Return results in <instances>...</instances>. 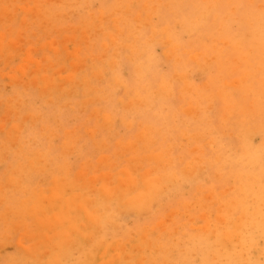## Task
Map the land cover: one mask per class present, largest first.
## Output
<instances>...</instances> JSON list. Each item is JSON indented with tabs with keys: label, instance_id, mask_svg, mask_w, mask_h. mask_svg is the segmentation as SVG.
I'll use <instances>...</instances> for the list:
<instances>
[{
	"label": "rangeland",
	"instance_id": "1",
	"mask_svg": "<svg viewBox=\"0 0 264 264\" xmlns=\"http://www.w3.org/2000/svg\"><path fill=\"white\" fill-rule=\"evenodd\" d=\"M105 1L107 0H0V31H1L0 32V76H1L0 77V127H2L3 125V128H4V129L0 128V132H1L0 133V144H1L0 145V154H1L0 162L2 161L1 158L4 159V161H6V162L3 161L0 163V186H1L0 187V191H1L0 197L1 198L3 197L2 201L0 198V204H1L0 205V246H1L0 247V253H1L0 254V264H7V263L10 264L11 262H12L11 264H18V263L19 264H30V263L38 264L39 263L38 261H40L41 264H87V263L88 264H104L105 262H106L105 264L107 263L109 264H127V263H130V264H135V263L136 264H150V263L151 264H183V261H185L184 264H216V263L217 264H245V263L246 264H264V221H262L264 220V144H263L264 143V132H263L264 131V122H263L264 121V0H158V1L157 0H129V1L128 0H108L107 1L108 3ZM105 3L108 5H106ZM258 4H261V6H258ZM38 5L41 7L39 8ZM116 5L118 6L117 7L118 9L116 8ZM130 5L132 8H130ZM133 6H135V8ZM153 6L154 8H152ZM26 7L28 9H26ZM109 7L111 8V10H109V13H108ZM119 8H122V9H119ZM37 9L38 11L36 12ZM56 10H58L59 12ZM23 13L25 14V16ZM144 13H146L147 15ZM17 17H19V19ZM91 17L97 18V19H92ZM112 18L113 19L115 18L114 24L112 23L113 22ZM97 21H100V22L98 23ZM87 23H89L90 28ZM92 24L94 25V27L92 26ZM64 25L65 27L67 26V28H65ZM68 27L70 29V32L68 30ZM114 28L115 29L117 28L116 29L117 31H115ZM77 29H79L78 30L79 32L77 31ZM101 30L102 31L104 30L105 32L103 31L104 32L103 33ZM66 31L67 33H65ZM160 31H163V32H160ZM173 32H175V35ZM82 33L84 34L83 36H82ZM75 35H77V37ZM164 35H166V37ZM113 37H116V39ZM171 40L173 43L171 42ZM71 41H73L74 43ZM121 41H123V43ZM54 42L56 44H54ZM13 43H15L16 45ZM58 43L60 44L58 45ZM61 44H63V46ZM72 47L76 50H74ZM110 48H112L113 51ZM80 49H83V50L80 51ZM29 50L31 51L29 52ZM51 51L54 52L53 53L54 55L52 54ZM192 51L194 54L192 53ZM191 55L192 56L194 55L193 57L195 59H192L193 57ZM56 58H58L59 60ZM180 58H182L183 61ZM63 60H64V63H60V61L62 62ZM185 61L186 62L188 61V62L186 63ZM85 64L87 66L86 69L84 67ZM64 65L66 68L64 67ZM57 68H59L60 70L58 69L57 71ZM67 68L68 69L70 68L69 69L70 71H68ZM72 72L75 74H73ZM51 73L52 74L55 73V74L51 76ZM20 74H22V76ZM82 74L84 76H82ZM80 75L82 76V79ZM176 75L180 77H178L177 79ZM66 76H68L69 79ZM35 77L36 79H33ZM50 77L51 79H49ZM74 77L77 80L72 79ZM113 78L115 81H113ZM56 80H58L59 82L58 81L55 82ZM91 80H93V82ZM32 82L34 84H32ZM88 82L90 86L89 85L87 86ZM90 83H93V84H90ZM161 83L165 85L161 86ZM73 85H75V87ZM70 87H72V89ZM69 90H71V92ZM254 91L257 92L255 93V95H253ZM91 92L94 94H90ZM97 92L98 93L100 92L101 94H98ZM63 93L68 95V97L64 95ZM129 93L131 95H129ZM35 96L38 99H36ZM94 96L97 99L98 98L99 99L97 100ZM153 96H156V98L155 97L152 98ZM184 96L185 98H183ZM52 97L54 98L51 100ZM64 97H67V98H64ZM158 97L159 98L161 97V98L159 99ZM68 98L70 101H68ZM6 99H7V103H5ZM127 99L129 101L131 100L130 101L131 104L129 103V101H126ZM54 100L59 105H57ZM119 100L122 102H118ZM76 101L79 106H77V104L74 105ZM93 104L95 105L92 106ZM119 104H122V106ZM232 105L233 106L235 105V107H233ZM247 106L248 108H246ZM112 107L114 108L112 109ZM177 107L179 108L181 107V108L179 109ZM91 108H92V111H91ZM231 108L236 109V110H232ZM258 108H261V109L259 110ZM136 109L138 110L136 111ZM181 109H183V111ZM211 109H213V111ZM254 109H257V110H254ZM29 110L31 111V114ZM69 110L71 111V113ZM219 110L221 111L219 112ZM59 112L60 114H57ZM112 112H113V115H115V117L110 115L112 114ZM194 112L196 115L194 114ZM127 113L129 114V116ZM80 114H83V115L80 116ZM23 115L25 117L27 115V118H25ZM207 115H209V117ZM22 116L24 119L22 118ZM42 116H43V119H42ZM57 117H58V121H57ZM101 117L104 119H102ZM193 117L195 120L193 119ZM45 118H48V119H45ZM122 118L124 119V121H120V119ZM54 119L56 120L54 121ZM75 119H78V120H75ZM95 119L98 120L97 121L98 124L95 122L96 121ZM104 120L105 122L109 124L106 123L105 125ZM83 122H85L86 124ZM102 122L104 123V125ZM207 122L208 124H206ZM238 122L240 125H238ZM10 123L12 125H10ZM55 123L58 124V126ZM33 125L35 127H32ZM82 125H85V126L82 127ZM47 126L49 127L47 128ZM52 127L55 130L52 129ZM101 127H102V131H101ZM157 127H159V129ZM96 128H99V129H96ZM28 129H29V132H28ZM105 129L106 130L108 129L107 132ZM150 129L152 130V132L150 131ZM186 129L189 130V132ZM223 129H224V133L222 132ZM73 130L75 131V133ZM68 131L71 134L67 133ZM145 131L147 135L142 134L143 132L145 133ZM18 132L21 133L22 135H20ZM87 132L89 135L87 134ZM53 133L57 135V137ZM101 133L102 134L104 133V134L102 135ZM110 133H112V135ZM114 133H117L115 134L116 135L115 138L113 135ZM238 133H240V135ZM8 134L9 136H7ZM230 134H232V136H230ZM242 134H243V137H242ZM45 135H47V139ZM66 135H69L70 138ZM70 135L73 137H71ZM238 136L240 137V139ZM12 137L14 140H12ZM33 137L34 139H32ZM48 137H50V139ZM64 137L65 138L68 137V139H65ZM101 137H105V139L103 138L105 142L101 140L102 139ZM15 138L18 141L15 140ZM79 138H83V139H79ZM92 138L94 139V142ZM129 138L131 139V141ZM70 139L71 141H73L72 143L71 141L69 142ZM77 139H79V141ZM117 139L118 140L120 139V141H118ZM100 140L103 145L101 144ZM14 141L17 142L19 145L16 144ZM23 141L25 142L23 143ZM116 141L120 143L121 147L119 143H117ZM148 141L149 142L153 141L154 144L149 143ZM208 141H211V143ZM4 142H6V144ZM50 142H52V144ZM115 142L118 145H116ZM70 143H71V146H69ZM73 143L75 144V147ZM94 143H96L95 149L93 147L95 146ZM113 144H115V146H113ZM137 144H140V145H137ZM59 145L61 146L59 147ZM99 145H100V148H98ZM125 145H127V147H125ZM134 146H136V148ZM1 147L3 148L2 151H1ZM71 148L73 150H71ZM13 149L15 150L17 149L19 154L16 153L17 151ZM23 151H24V154H23ZM68 151L70 152L72 151V152L70 153ZM117 151L118 152L120 151V152L118 153ZM213 151H215V153ZM3 152H6V153L4 154ZM116 152L117 154H115ZM67 153H69V155ZM112 153H114L115 155ZM120 153L122 155H120ZM35 154L39 158H37ZM40 154L42 155V157ZM194 154H195V157H194ZM180 156L181 158H179ZM125 158H129V160L131 159L130 162L128 159H125ZM193 158H195V161ZM113 159H116V161ZM199 159L201 160L198 161ZM34 160L36 161V163ZM120 160H122L123 162ZM88 161L90 163V166L88 165L89 164ZM116 162H117V165L115 164ZM168 163L171 165L169 166ZM34 164H36V166ZM111 164L113 166H111ZM102 165L104 166L103 168L100 167ZM138 165H140L141 167ZM193 165L194 167H192ZM200 165L204 166V168L202 166L200 167ZM23 166L25 167V169ZM187 166L189 169H187ZM15 167H17L19 170H17ZM84 167H85V170L83 171L82 169ZM14 168H15V172L14 170H12ZM41 168H43V170ZM164 168L167 170H164ZM200 168H202L203 170ZM32 169L34 171L31 172ZM96 169L98 170V172L97 171L93 172ZM132 169L134 171H132ZM194 169L196 172L194 171ZM190 170H192V172ZM127 171H129V173L131 172L130 173L131 175ZM193 171L195 172V174L193 173ZM11 172L13 174L15 173L14 174L15 179ZM21 172L22 174H24V176L21 174ZM76 174L77 176H80V175L81 176L78 178L77 176H75ZM110 174H112L113 176H111ZM199 174H202V175H199ZM25 175H27L28 177H26ZM73 176L75 178V181H72L74 180ZM16 177L19 181L16 179ZM218 177L220 178V180ZM80 178H83V179H80ZM235 178H237L236 181H234ZM254 178L257 180L254 181ZM10 179L11 180L14 179L12 181V184L6 183L7 181L11 183ZM54 180L56 182H54ZM88 180H90L91 182ZM165 180H167L168 182ZM16 182L18 183L15 185ZM146 182H148L149 184ZM1 183L2 184L4 183L5 185L4 184L2 185ZM127 183L130 186H128ZM75 184L76 186H74ZM131 184H133L134 186ZM6 185L7 186L9 185V187H7ZM17 185L19 186L17 187ZM80 185L82 187H79ZM56 187H58V189H56ZM3 189H5V191ZM92 189H93V192H92ZM159 190L163 192L161 193ZM240 190H243L244 192ZM120 191H122L124 194L120 193ZM220 191L225 192V193H221ZM35 194L36 196L34 197ZM55 194L57 196L56 199H55ZM180 194H182L183 196ZM120 196H123V198ZM36 197H38V199ZM207 198L209 200L205 201V199ZM210 198H212L213 201H211L212 199ZM59 201H60V204H59ZM92 201H94V203ZM132 201L133 202L135 201V202L133 203ZM218 201L220 202V204ZM230 201L232 202V204ZM151 202L154 203L152 206H151L152 204ZM196 202L197 203L199 202V203L196 204ZM233 202L235 205H233ZM88 203L91 207L92 206L93 207L92 208L89 207L87 205ZM135 203H137L138 205H135ZM139 203H140V207H139ZM201 203L203 206L201 205ZM206 203H208V205ZM226 203H227V206H226ZM22 204H24L23 206L27 207L26 211H24L25 207H23ZM52 205L54 206V209ZM204 205L207 207V209ZM260 205H263V206H260ZM56 206L57 208H55ZM107 207H108V210H107ZM88 209L91 212H89ZM228 209H230V211ZM142 210H143V214H142ZM206 210L208 213L206 212ZM33 211H36V214L37 213L38 214L36 215L35 212L33 213ZM221 211L223 212L221 213ZM137 212H138V216H135L137 215ZM105 213H108V214H105ZM241 213H244V214L242 215ZM30 214H32V216ZM86 214L88 215V219H87ZM169 214H171L172 218ZM208 214L211 217H209ZM217 214L218 215L220 214V215L218 216ZM124 215L127 217H124ZM199 215H202V216H199ZM2 216L3 218L6 217V219H1ZM165 216H167L168 218L165 219ZM195 216L196 218H194ZM241 216H243L242 219H241ZM204 217L205 219L208 218L210 220L207 219L205 223ZM219 217H222V218H219ZM20 218H21V221H20ZM170 218L172 219V221H170ZM213 218L217 220H214ZM232 218H235V219L231 220ZM69 219L72 220V222ZM120 219L121 221L119 222L118 220ZM164 220H166V222ZM16 221L17 222L19 221V222L17 223ZM79 221L80 222L82 221V222L79 223ZM221 221L224 224L221 223ZM230 221L232 222L230 223ZM96 222L97 224H95ZM111 222H114V223H111ZM14 223H16V225ZM115 225L118 226L120 229L118 227L116 229ZM162 225L163 226L167 225V226L165 228ZM204 225H207V226L204 227ZM201 226L204 228H201ZM91 227L93 228L91 229ZM12 228L15 232L12 230ZM84 228H86V230ZM26 230H29V231L27 232ZM36 230L38 231V233ZM160 230H161V233H160ZM162 230L164 231L162 232ZM68 231L70 233H68ZM107 231L110 233H108ZM211 231L213 232L212 233L213 235L211 233L210 234L208 233ZM72 232L73 234H71ZM94 232H96L97 234L96 233L94 234ZM143 232L145 233L144 235H143ZM196 232H199V233H196ZM223 232H225L226 234ZM19 234H21V236H19ZM89 234L91 237L89 236ZM91 234L92 235L94 234V235L92 236ZM218 234H220L219 236L221 238L218 236ZM228 234L230 237L227 236ZM210 235H212L213 237H211ZM140 236H141L142 242L140 241ZM156 236H158V238ZM241 236H244V237L240 239ZM8 237H10L11 239ZM89 237L91 238L90 239L91 241H89ZM56 238H58L59 240ZM136 238L137 240L135 241ZM213 238L214 240H212ZM37 239L38 240L40 239V240L38 241ZM67 240H69L70 243L72 244H70L69 242L67 243ZM2 241H5V242H2ZM6 241L7 243L9 242L11 245L9 243L7 245ZM88 241L90 244L88 243ZM84 243L85 244L87 243V245L85 246ZM22 244L24 248L23 246L21 247ZM48 244L49 245L52 244L50 245L51 247H49ZM134 244L137 247H134ZM154 244L157 245L158 247L157 246L155 247ZM17 245L20 246L19 248H21L24 251L19 249ZM71 245H73V247ZM244 246L245 248H243ZM61 247L64 249L61 250L62 249ZM17 249L19 252H16ZM35 249H36V252H33L34 253L33 254L32 251H35ZM64 250L66 254L63 253ZM67 251L69 253H67ZM117 251L119 252V254ZM155 251H158V252H155ZM220 251L222 254L220 253ZM129 252L131 254H129ZM187 253L189 256L187 255ZM23 255L24 257H22ZM27 255L29 256L27 257ZM141 255L143 256L144 259L141 258L142 257ZM60 256L61 258H64V259H61ZM136 257H138L139 259ZM120 259H122L121 260L122 262L120 261ZM134 259H136L137 261Z\"/></svg>",
	"mask_w": 264,
	"mask_h": 264
},
{
	"label": "bare ground",
	"instance_id": "2",
	"mask_svg": "<svg viewBox=\"0 0 264 264\" xmlns=\"http://www.w3.org/2000/svg\"><path fill=\"white\" fill-rule=\"evenodd\" d=\"M107 1H108V0H107ZM107 1H105V2H107ZM128 1H129V0H128ZM157 1H158V0H157ZM7 2H8V1H7ZM58 2H59V1H58ZM95 2H96V1H95ZM95 2H94V3H95ZM97 2H98V1H97ZM115 2H116V1H115ZM120 2H121V1H120ZM126 2H127V1H126ZM141 2H142V1H141ZM154 2H155V1H154ZM262 2H263V1H262ZM26 3H27V2H26ZM33 3H34V2H33ZM40 3H41V2H40ZM61 3H62V2H61ZM63 3H64V2H63ZM107 3H108V2H107ZM109 3H110V2H109ZM155 3H156V2H155ZM155 3H154V4H155ZM35 4H36V3H35ZM65 4H66V3H65ZM105 4H106V3H105ZM105 4H104V5H105ZM111 4H112V3H111ZM113 4H114V3H113ZM134 4H135V3H134ZM154 4H153V5H154ZM7 5H8V4H7ZM24 5H26V4H24ZM24 5H23V6H24ZM93 5H94V4H93ZM95 5H96V4H95ZM106 5H108V4H106ZM124 5H125V3H124ZM141 5H142V4H141ZM231 5H232V4H231ZM38 6H39V5H38ZM119 6H120V5H119ZM138 6H140V5H138ZM138 6H137V7H138ZM213 6H214V5H213ZM216 6H217V5H216ZM258 6H261V4H258ZM27 7H28V6H27ZM27 7H26V9H28ZM40 7H41V6H39V8H40ZM117 7H118V6L116 5V8H117ZM124 7H125V6H124ZM133 7L135 8V6H133ZM143 7H144V6H143ZM249 7H250V6H249ZM14 8H15V7H14ZM20 8H21V7H20ZM34 8H35V7H34ZM109 8H110V7H109ZM109 8H108V13H109V10H111V8H110V9H109ZM130 8H132L131 5H130ZM152 8H154V6H153ZM196 8H197V7H196ZM15 9H16V8H15ZM29 9H30V8H29ZM31 9H32V8H31ZM117 9H118V8H117ZM119 9H122V8H119ZM139 9H140V8H139ZM145 9H146V8H145ZM207 9H208V8H207ZM225 9H226V8H225ZM225 9H224V10H225ZM239 9H240V8H239ZM32 10H33V9H32ZM104 10H105V8H104ZM113 10H114V9H113ZM130 10H131V9H130ZM134 10H135V9H134ZM201 10H202V9H201ZM203 10H204V9H203ZM237 10H238V9H237ZM15 11H16V10H15ZM21 11H22V10H21ZM26 11H27V10H26ZM26 11H25V12H26ZM33 11H34V10H33ZM37 11H38V9L36 10V12H37ZM56 11H58V10H56ZM87 11H88V10H87ZM115 11H116V10H115ZM123 11H124V10H123ZM150 11H151V10H150ZM150 11H149V12H150ZM155 11H156V10H155ZM216 11H217V10H216ZM58 12H59V11H58ZM89 12H91V11H89ZM119 12H120V11H119ZM184 12H186V11H184ZM189 12H191V11H189ZM197 12H198V11H197ZM31 13H32V12H31ZM53 13H54V12H53ZM96 13H97V11H96ZM99 13H100V12H99ZM116 13H117V12H116ZM121 13H122V12H121ZM121 13H120V14H121ZM136 13H137V12H136ZM141 13H142V12H141ZM146 13H147V12H146ZM146 13H144V14H146ZM23 14H24V13H23ZM129 14H130V13H129ZM133 14H134V13H133ZM137 14H138V13H137ZM188 14H190V13H188ZM215 14H216V13H215ZM244 14H245V13H244ZM135 15H136V14H135ZM139 15H140V14H139ZM146 15H147V14H146ZM146 15H145V16H146ZM186 15H187V14H186ZM246 15H247V14H246ZM7 16H8V15H7ZM24 16H25V14H24ZM28 16H29V15H28ZM34 16H35V15H34ZM62 16H63V15H62ZM105 16H106V15H105ZM124 16H125V15H124ZM131 16H132V15H131ZM184 16H185V15H184ZM243 16H244V15H243ZM3 17H4V16H3ZM22 17H23V16H22ZM32 17H33V16H32ZM63 17H64V16H63ZM116 17H117V16H116ZM191 17H192V16H191ZM191 17H190V19H191ZM203 17H204V16H203ZM223 17H224V16H223ZM259 17H260V16H259ZM17 18L19 19V17H17ZM60 18H61V16H60ZM91 18H92V19H97V18H93V17H91ZM124 18H125V17H124ZM124 18H123V19H124ZM142 18H143V17H142ZM112 19H113V18H112ZM114 19H115V18H114ZM114 19H113V22H112L113 24H114ZM121 19H122V17H121ZM132 19H133V18H132ZM144 19H145V18H144ZM182 19H183V18H182ZM204 19H205V18H204ZM20 20H21V19H20ZM88 20H90V19H88ZM125 20H126V19H125ZM259 20H260V19H259ZM45 21H46V20H45ZM81 21H82V20H81ZM84 21H85V20H84ZM92 21H93V20H92ZM105 21H106V20H105ZM108 21H109V20H108ZM126 21H127V20H126ZM133 21H134V20H133ZM166 21H167V20H166ZM190 21H192V20H190ZM17 22H18V20H17ZM66 22H67V21H66ZM66 22H65V23H66ZM79 22H80V20H79ZM97 22L99 23L100 21H97ZM121 22H122V21H121ZM124 22H125V21H124ZM127 22H128V21H127ZM184 22H185V20H184ZM219 22H220V21H219ZM65 23H64V24H65ZM89 23H90V22H89ZM89 23H87V24H88V26H89V28H90ZM93 23H94V22H93ZM112 23H111V24H112ZM134 23H135V22H134ZM198 23H199V22H198ZM198 23H197V24H198ZM212 23H213V22H212ZM215 23H216V22H215ZM220 23H221V22H220ZM260 23H261V22H260ZM20 24H21V23H20ZM96 24H97V23H96ZM126 24H127V23H126ZM126 24H124V25H126ZM130 24H131V23H130ZM130 24H129V25H130ZM164 24H165V23H164ZM166 24H167V22H166ZM168 24H169V23H168ZM170 24H171V22H170ZM204 24H205V23H204ZM218 24H219V23H218ZM224 24H225V23H224ZM262 24H263V23H262ZM46 25H47V24H46ZM119 25H120V24H119ZM198 25H199V24H198ZM216 25H217V24H216ZM47 26H48V25H47ZM85 26H86V25H85ZM92 26L94 27L93 24H92ZM102 26H103V25H102ZM260 26H261V25H260ZM260 26H259V27H260ZM44 27H45V26H44ZM64 27H65V25H64ZM96 27H97V26H96ZM130 27H131V26H130ZM257 27H258V25H257ZM53 28H54V27H53ZM65 28H67V26H66ZM71 28H73V27H71ZM107 28H108V27H107ZM202 28H203V27H202ZM250 28H251V27H250ZM56 29H57V28H56ZM60 29H61V28H60ZM60 29H59V30H60ZM79 29H80V28H79ZM79 29H77V31H78ZM95 29H96V28H95ZM114 29H115V28H114ZM116 29H117V28H116ZM116 29H115V31H117ZM128 29H129V28H128ZM133 29H134V28H133ZM160 29H161V28H160ZM194 29H195V28H194ZM194 29H193V30H194ZM248 29H249V28H248ZM54 30H55V29H54ZM59 30H58V31H59ZM65 30H66V29H65ZM68 30H69V32H70L69 27H68ZM123 30H124V29H123ZM131 30H132V29H131ZM134 30H135V29H134ZM140 30H141V29H140ZM44 31H45V29H44ZM85 31H86V30H85ZM101 31H102V30H101ZM103 31H104V30H103ZM103 31H102V32H103ZM110 31H111V30H110ZM190 31H191V30H190ZM249 31H250V30H249ZM0 32H1V31H0ZM56 32H57V31H56ZM62 32H64V31H62ZM74 32H75V31H74ZM78 32H79V31H78ZM78 32H77V33H78ZM99 32H100V31H99ZM104 32H105V31H104ZM104 32H103V33H104ZM134 32H135V31H134ZM140 32H141V31H140ZM160 32H163V31H160ZM216 32H217V31H216ZM54 33H55V32H54ZM59 33H61V32H59ZM65 33H67V31H66ZM72 33H73V32H72ZM72 33H71V34H72ZM90 33H91V31H90ZM96 33H97V32H96ZM111 33H112V32H111ZM113 33H115V32H113ZM173 33H174V35H175V32H173ZM188 33H189V32H188ZM188 33H186V34H188ZM190 33H191V32H190ZM63 34H64V33H63ZM69 34H70V33H69ZM73 34H74V33H73ZM80 34H81V33H80ZM97 34H98V33H97ZM124 34H125V33H124ZM150 34H151V33H150ZM255 34H256V33H255ZM52 35H53V34H52ZM59 35H60V34H59ZM59 35H58V37H59ZM83 35H84V34L82 33V36H83ZM86 35H87V34H86ZM89 35H91V34H89ZM103 35H105V34H103ZM106 35H107V33H106ZM75 36L77 37V35H75ZM148 36H149V35H148ZM148 36H147V37H148ZM164 36L166 37V35H164ZM180 36H181V35H180ZM184 36H185V35H184ZM53 37H54V36H53ZM68 37H69V36H68ZM73 37H74V35H73ZM100 37H101V36H100ZM120 37H121V36H120ZM159 37H160V36H159ZM159 37H158V38H159ZM175 37H176V36H175ZM51 38H52V37H51ZM65 38H66V36H65ZM71 38H72V37H71ZM90 38H91V37H90ZM113 38L116 39V37H113ZM113 38H112V39H113ZM121 38H122V37H121ZM123 38H124V37H123ZM171 38H172V37H171ZM171 38H170V39H171ZM49 39H50V38H49ZM49 39H48V40H49ZM61 39H62V38H61ZM87 39H88V38H87ZM101 39H102V38H101ZM107 39H108V38H107ZM117 39H118V38H117ZM130 39H131V37H130ZM145 39H146V38H145ZM172 39H173V38H172ZM38 40H39V39H38ZM64 40H66V39H64ZM70 40H71V39H70ZM80 40H81V39H80ZM109 40H110V39H109ZM118 40H119V39H118ZM176 40H177V39H176ZM35 41H36V40H35ZM73 41H74V39H73ZM73 41H71V42H73ZM82 41H83V40H82ZM82 41H80V42H82ZM110 41H111V40H110ZM113 41H114V40H113ZM125 41H126V39H125ZM138 41H139V40H138ZM164 41H165V40H164ZM164 41H163V42H164ZM6 42H7V41H6ZM40 42H41V41H40ZM66 42H68V41H66ZM100 42H101V41H100ZM121 42L123 43V41H121ZM140 42H141V41H140ZM171 42H172V40H171ZM31 43H32V42H31ZM44 43H45V42H44ZM44 43H43V44H44ZM73 43H74V42H73ZM101 43H102V42H101ZM104 43H105V42H104ZM104 43H103V44H104ZM125 43H126V42H125ZM128 43H129V42H128ZM172 43H173V42H172ZM179 43H180V42H179ZM13 44H15V43H13ZM36 44H37V43H36ZM36 44H35V45H36ZM54 44H56V43L54 42ZM59 44H60V43H58V45H59ZM85 44H86V43H85ZM88 44H89V42H88ZM97 44H98V43H97ZM97 44H96V45H97ZM117 44H118V43H117ZM169 44H171V43H169ZM258 44H259V43H258ZM258 44H257V45H258ZM11 45H12V44H11ZM15 45H16V44H15ZM61 45L63 46V44H61ZM76 45H77V43H76ZM76 45H74V46H76ZM79 45H81V44H79ZM82 45H83V44H82ZM96 45H95V46H96ZM118 45H119V44H118ZM125 45H126V44H125ZM173 45H174V44H173ZM225 45H226V44H225ZM39 46H40V44H39ZM62 46H61V48H62ZM68 46H69V45H68ZM70 46H71V45H70ZM109 46H110V45H109ZM159 46H160V45H159ZM230 46H231V45H230ZM34 47H35V46H34ZM42 47H43V45H42ZM57 47H58V46H57ZM65 47H66V46H65ZM65 47H64V48H65ZM78 47H79V46H78ZM84 47H85V46H84ZM99 47H100V46H99ZM123 47H124V46H123ZM123 47H122V48H123ZM149 47H150V46H149ZM172 47H173V46H172ZM175 47H176V46H175ZM181 47H182V45H181ZM181 47H180V48H181ZM72 48H73V47H72ZM151 48H152V47H151ZM155 48H157V47H155ZM159 48H160V47H159ZM165 48H166V47H165ZM167 48H168V47H167ZM214 48H215V47H214ZM226 48H227V47H226ZM228 48H229V47H228ZM46 49H47V48H46ZM73 49H74V48H73ZM110 49L112 50V48H110ZM171 49H172V48H171ZM173 49H174V48H173ZM58 50H59V49H58ZM74 50H76V49H74ZM82 50H83V49H80V51H82ZM105 50H106V49H105ZM105 50H104V51H105ZM164 50H165V49H164ZM174 50H175V49H174ZM185 50H186V49H185ZM185 50H184V51H185ZM232 50H233V49H232ZM247 50H248V49H247ZM30 51H31V50H29V52H30ZM49 51H50V49H49ZM62 51H63V50H62ZM84 51H85V50H84ZM104 51H103V52H104ZM112 51H113V50H112ZM124 51H125V50H124ZM148 51H149V50H148ZM156 51H157V50H156ZM182 51H183V50H182ZM188 51H189V50H188ZM190 51H191V50H190ZM235 51H236V50H235ZM45 52H46V51H45ZM51 52H52V51H51ZM73 52H74V51H73ZM122 52H123V51H122ZM122 52H121V53H122ZM25 53H26V52H25ZM53 53H54V52H52V54H53ZM61 53H63V52H61ZM162 53H163V52H162ZM164 53H165V52H164ZM179 53H180V52H179ZM190 53H191V52H190ZM192 53H193V51H192ZM41 54H42V53H41ZM41 54H40V55H41ZM47 54H48V53H47ZM57 54H58V52H57ZM83 54H84V52H83ZM129 54H130V52H129ZM143 54H144V53H143ZM177 54H178V53H177ZM182 54H183V53H182ZM193 54H194V53H193ZM246 54H247V53H246ZM40 55H39V57H40ZM53 55H54V54H53ZM105 55H106V54H105ZM107 55H108V54H107ZM123 55H124V54H123ZM123 55H122V56H123ZM153 55H154V54H153ZM172 55H173V54H172ZM188 55H189V54H188ZM204 55H206V54H204ZM24 56H25V55H24ZM67 56H68V55H67ZM67 56H66V57H67ZM70 56H71V55H70ZM124 56H125V55H124ZM167 56H168V55H167ZM167 56H166V57H167ZM179 56H180V55H179ZM191 56H192V55H191ZM193 56H194V55H193ZM193 56H192V57H193ZM74 57H75V55H74ZM74 57H73V58H74ZM93 57H94V56H93ZM105 57H107V56H105ZM145 57H146V56H145ZM168 57H169V56H168ZM170 57H171V56H170ZM192 57H191V58H192ZM50 58H51V57H50ZM52 58H53V57H52ZM77 58H78V57H77ZM109 58H110V57H109ZM109 58H108V59H109ZM126 58H127V57H126ZM149 58H150V57H149ZM162 58H163V57H162ZM256 58H257V57H256ZM44 59H46V58H44ZM56 59H58V58H56ZM81 59H82V58H81ZM83 59H84V58H83ZM110 59H111V58H110ZM155 59H156V58H155ZM159 59H160V58H159ZM166 59H167V58H166ZM176 59H178V58H176ZM180 59L182 60V58H180ZM188 59H189V58H188ZM192 59H195V58L193 57ZM214 59H215V58H214ZM214 59H213V60H214ZM245 59H246V58H245ZM58 60H59V59H58ZM70 60H71V58H70ZM72 60H73V59H72ZM142 60H143V59H142ZM162 60H163V59H162ZM181 60H180V61H181ZM200 60H201V58H200ZM237 60H238V59H237ZM26 61H27V60H26ZM52 61H53V60H52ZM56 61H57V60H56ZM68 61H69V60H68ZM68 61H66V62H68ZM75 61H76V59H75ZM79 61H80V60H79ZM82 61H83V60H82ZM114 61H115V60H114ZM122 61H123V60H122ZM172 61H173V60H172ZM182 61H183V60H182ZM192 61H193V60H192ZM244 61H245V60H244ZM24 62H25V61H24ZM73 62H74V61H73ZM116 62H117V61H116ZM178 62H179V61H178ZM185 62H186V61H185ZM187 62H188V61H187ZM187 62H186V63H187ZM25 63H26V62H25ZM43 63H44V62H43ZM49 63H50V62H49ZM60 63H64V60H63L62 62L60 61ZM80 63H82V62H80ZM85 63H86V62H85ZM88 63H90V62H88ZM88 63H87V64H88ZM104 63H105V62H104ZM106 63H107V62H106ZM134 63H135V62H134ZM171 63H172V62H171ZM171 63H170V64H171ZM186 63H185V65H186ZM221 63H222V62H221ZM47 64H48V62H47ZM50 64H51V63H50ZM110 64H111V63H110ZM180 64H182V63H180ZM198 64H199V63H198ZM231 64H232V62H231ZM68 65H69V64H68ZM104 65H105V64H104ZM155 65H156V64H155ZM199 65H200V64H199ZM199 65H198V66H199ZM47 66H48V65H47ZM106 66H107V65H106ZM106 66H104V67H106ZM126 66H127V65H126ZM160 66H161V65H160ZM160 66H159V67H160ZM166 66H167V65H166ZM247 66H248V65H247ZM24 67H25V66H24ZM51 67H53V66H51ZM55 67H56V66H55ZM61 67H62V66H61ZM64 67H65V65H64ZM84 67H85V69H86V67H87L86 64L84 65ZM134 67H135V66H134ZM157 67H158V66H157ZM230 67H231V66H230ZM251 67H252V66H251ZM255 67H256V66H255ZM14 68H15V67H14ZM31 68H32V66H31ZM35 68H37V67H35ZM62 68H63V67H62ZM65 68H66V67H65ZM70 68H71V67H70ZM70 68H69V69H70ZM120 68H121V67H120ZM125 68H126V67H125ZM129 68H130V67H129ZM132 68H133V67H132ZM153 68H154V67H153ZM176 68H177V67H176ZM176 68H175V69H176ZM217 68H218V67H217ZM240 68H241V67H240ZM17 69H18V68H17ZM23 69H24V68H23ZM42 69H43V67H42ZM51 69H52V68H51ZM58 69H59V68H57V71H58ZM69 69L67 68L68 71H70ZM83 69H84V68H83ZM85 69H84V70H85ZM87 69H88V68H87ZM155 69H156V68H155ZM190 69H191V68H190ZM220 69H221V68H220ZM246 69H247V68H246ZM18 70H19V69H18ZM24 70H25V69H24ZM59 70H60V69H59ZM67 70H66V72H67ZM130 70H131V69H130ZM151 70H152V69H151ZM151 70H150V71H151ZM153 70H154V69H153ZM156 70H157V69H156ZM159 70H160V68H159ZM176 70H177V69H176ZM191 70H192V69H191ZM253 70H254V69H253ZM49 71H50V70H49ZM124 71H125V70H124ZM135 71H136V70H135ZM157 71H158V70H157ZM157 71H156V72H157ZM172 71H173V70H172ZM220 71H221V70H220ZM28 72H29V71H28ZM51 72H52V71H51ZM81 72H82V71H81ZM108 72H109V70H108ZM173 72H174V71H173ZM178 72H179V71H178ZM254 72H255V71H254ZM19 73H20V72H19ZM69 73H70V72H69ZM69 73H68V74H69ZM72 73H73V72H72ZM150 73H151V72H150ZM152 73H153V72H152ZM258 73H259V72H258ZM22 74H23V73H22ZM22 74H20V75L22 76ZM53 74H55V73H53ZM53 74L51 73V76H52ZM61 74H62V73H61ZM63 74H64V72H63ZM68 74H67V75H68ZM73 74H75V73H73ZM78 74H80V73H78ZM85 74H86V73H85ZM92 74H93V73H92ZM99 74H100V73H99ZM245 74H246V73H245ZM248 74H249V73H248ZM46 75H47V74H46ZM70 75H71V74H70ZM70 75H69V76H70ZM93 75H94V74H93ZM129 75H130V74H129ZM150 75H151V74H150ZM150 75H149V76H150ZM163 75H164V74H163ZM179 75H180V74H179ZM49 76H50V75H49ZM77 76H78V75H77ZM80 76H81V75H80ZM82 76H84V75L82 74ZM82 76H81V79H82ZM90 76H91V75H90ZM176 76H177V79H178V77H180V76H178V75H176ZM181 76H183V75H181ZM252 76H253V75H252ZM0 77H1V76H0ZM13 77H14V76H13ZM40 77H41V76H40ZM66 77L68 78V76H66ZM71 77H72V76H71ZM86 77H87V76H86ZM106 77H107V76H106ZM112 77H113V76H112ZM147 77H148V76H147ZM165 77H166V76H165ZM196 77H197V76H196ZM2 78H3V76H2ZM41 78H42V77H41ZM41 78H40V79H41ZM44 78H46V77H44ZM59 78H60V77H59ZM63 78H64V77H63ZM77 78H78V77H77ZM83 78H84V77H83ZM169 78H170V77H169ZM169 78H168V79H169ZM172 78H173V77H172ZM200 78H201V77H200ZM245 78H246V77H245ZM5 79H6V78H5ZM33 79H36V77L33 78ZM49 79H51V77H50ZM68 79H69V78H68ZM72 79H76V78L74 77V78H72ZM79 79H80V78H79ZM108 79H109V78H108ZM168 79H166V80H168ZM185 79H186V78H185ZM46 80H47V79H46ZM46 80H45V81H46ZM76 80H77V79H76ZM76 80H75V81H76ZM130 80H131V79H130ZM162 80H164V79H162ZM197 80H198V79H197ZM243 80H245V79H243ZM34 81H35V80H34ZM57 81H58V80H56L55 82H57ZM62 81H63V80H62ZM68 81H69V80H68ZM71 81H72V80H71ZM80 81H81V80H80ZM91 81L93 82V80H91ZM94 81H95V80H94ZM109 81H110V80H109ZM113 81H115L114 78H113ZM131 81H132V80H131ZM133 81H134V80H133ZM155 81H156V80H155ZM159 81H160V80H159ZM238 81H239V80H238ZM58 82H59V81H58ZM60 82H61V81H60ZM148 82H149V81H148ZM161 82H162V81H161ZM167 82H168V81H167ZM35 83H36V82H35ZM64 83H65V82H64ZM85 83H86V82H85ZM96 83H97V82H96ZM96 83H95V84H96ZM99 83H100V82H99ZM169 83H170V81H169ZM32 84H34V83L32 82ZM57 84H58V83H57ZM60 84H61V83H60ZM68 84H69V83H68ZM90 84H93V83H90ZM100 84H101V83H100ZM117 84H118V83H117ZM130 84H132V83H130ZM151 84H152V83H151ZM154 84H155V83H154ZM40 85H42V84H40ZM88 85H89V82H88L87 86H88ZM96 85H97V84H96ZM128 85H129V84H128ZM162 85H163V84L161 83V86H162ZM164 85H165V84H164ZM164 85H163V86H164ZM225 85H226V84H225ZM47 86H48V85H47ZM49 86H50V85H49ZM60 86H62V85H60ZM67 86H68V85H67ZM69 86H70V85H69ZM73 86L75 87V85H73ZM78 86H79V84H78ZM89 86H90V85H89ZM97 86H98V85H97ZM161 86H160V87H161ZM179 86H180V85H179ZM251 86H252V85H251ZM42 87H43V86H42ZM85 87H86V86H85ZM24 88H25V86H24ZM46 88H47V87H46ZM70 88L72 89V87H70ZM99 88H100V87H99ZM122 88H123V87H122ZM161 88H162V87H161ZM18 89H19V88H18ZM60 89H61V88H60ZM60 89H59V90H60ZM124 89H125V88H124ZM174 89H175V88H174ZM185 89H186V88H185ZM86 90H87V89H86ZM98 90H99V89H98ZM105 90H106V89H105ZM155 90H156V88H155ZM180 90H181V89H180ZM206 90H207V89H206ZM45 91H46V90H45ZM69 91L71 92V90H69ZM81 91H82V89H81ZM122 91H123V90H122ZM168 91H170V90H168ZM185 91H187V90H185ZM219 91H220V90H219ZM226 91H227V90H226ZM230 91H231V89H230ZM241 91H242V90H241ZM256 91H257V90H256ZM15 92H16V90H15ZM61 92H62V91H61ZM173 92H174V90H173ZM232 92H233V91H232ZM257 92H258V91H257ZM257 92L254 91V94H253V95H255V93H257ZM36 93H37V92H36ZM36 93H35V94H36ZM80 93H81V92H80ZM95 93H96V92H95ZM97 93H98V92H97ZM104 93H105V91H104ZM117 93H118V92H117ZM143 93H144V92H143ZM166 93H167V92H166ZM191 93H193V92H191ZM194 93H195V92H194ZM219 93H220V92H219ZM244 93H245V92H244ZM247 93H248V92H247ZM37 94H38V93H37ZM54 94H55V93H54ZM57 94H58V92H57ZM57 94H56V95H57ZM59 94H60V93H59ZM63 94L66 95L65 93H63ZM90 94H94V93L91 92ZM98 94H101V93L99 92ZM217 94H218V93H217ZM223 94H224V93H223ZM262 94H263V93H262ZM29 95H30V94H29ZM29 95H28V96H29ZM70 95H71V94H70ZM129 95H131V94L129 93ZM153 95H154V94H153ZM155 95H156V94H155ZM182 95H183V94H182ZM12 96H13V95H12ZM60 96H61V95H60ZM66 96L68 97V95H66ZM81 96H82V95H81ZM90 96H91V95H90ZM168 96H169V95H168ZM220 96H221V94H220ZM232 96H233V95H232ZM30 97H31V96H30ZM33 97H34V96H33ZM35 97H36V96H35ZM67 97H64V98H67ZM69 97H70V96H69ZM85 97H86V96H85ZM94 97H95V96H94ZM135 97H136V96H135ZM138 97H139V96H138ZM154 97L156 98V96H153L152 98H154ZM165 97H166V96H165ZM165 97H164V98H165ZM169 97H170V96H169ZM171 97H172V96H171ZM173 97H174V96H173ZM53 98H54V97H52L51 100H52ZM55 98H56V97H55ZM95 98H96V97H95ZM101 98H102V97H101ZM158 98H159V97H158ZM160 98H161V97H160ZM160 98H159V99H160ZM164 98H163V99H164ZM167 98H168V97H167ZM183 98H185V96H184ZM215 98H216V97H215ZM23 99H24V98H23ZM36 99H38V98L36 97ZM43 99H44V97H43ZM43 99H42V100H43ZM61 99H62V98H61ZM85 99H86V98H85ZM96 99H97V98H96ZM96 99H94V100H96ZM98 99H99V98H98ZM98 99H97V100H98ZM102 99H103V98H102ZM122 99H123V98H122ZM150 99H151V97H150ZM169 99H171V98H169ZM178 99H179V97H178ZM260 99H261V97H260ZM2 100H3V99H2ZM45 100H46V99H45ZM49 100H50V99H49ZM63 100H64V99H63ZM83 100H84V99H83ZM116 100H117V99H116ZM164 100H165V99H164ZM215 100H216V99H215ZM54 101H55V100H54ZM68 101H70L69 98H68ZM68 101H67V102H68ZM81 101H82V100H81ZM87 101H88V100H87ZM126 101H129V100L127 99ZM126 101H125V102H126ZM130 101H131V100H130ZM130 101H129V103H130ZM139 101H140V100H139ZM179 101H180V100H179ZM212 101H213V100H212ZM252 101H253V100H252ZM9 102H10V101H9ZM64 102H65V101H64ZM64 102H63V103H64ZM82 102H83V101H82ZM82 102H81V103H82ZM115 102H116V101H115ZM118 102H122V101L119 100ZM135 102H136V101H135ZM150 102H151V101H150ZM155 102H156V101H155ZM184 102H185V101H184ZM191 102H192V101H191ZM214 102H215V101H214ZM230 102H231V101H230ZM230 102H229V103H230ZM5 103H7V99H6V102H5ZM28 103H29V102H28ZM31 103H32V102H31ZM51 103H52V101H51ZM55 103H56V101H55ZM101 103H102V101H101ZM103 103H104V102H103ZM113 103H114V102H113ZM123 103H124V102H123ZM123 103H122V104H123ZM136 103H137V102H136ZM139 103H140V102H139ZM153 103H154V102H153ZM201 103H202V102H201ZM255 103H256V102H255ZM42 104H43V103H42ZM45 104H46V103H45ZM56 104L59 105L58 103H56ZM69 104H70V103H69ZM75 104H77V101L74 103V105H75ZM85 104H87V103H85ZM104 104H105V103H104ZM122 104H119V105L122 106ZM130 104H131V103H130ZM140 104H141V103H140ZM140 104H139V105H140ZM150 104H151V103H150ZM222 104H224V103H222ZM249 104H250V103H249ZM43 105H44V104H43ZM54 105H55V104H54ZM94 105H95V104H93L92 106H94ZM100 105H101V104H100ZM115 105H116V104H115ZM141 105H142V104H141ZM148 105H149V103H148ZM153 105H154V104H153ZM153 105H152V106H153ZM226 105H227V103H226ZM229 105H230V104H229ZM257 105H258V104H257ZM48 106H49V105H48ZM77 106H79V105L77 104ZM80 106H82V105H80ZM86 106H87V105H86ZM88 106H89V105H88ZM107 106H108V105H107ZM212 106H213V105H212ZM232 106H233V105H232ZM2 107H3V106H2ZM30 107H31V106H30ZM57 107H58V106H57ZM62 107H63V106H62ZM62 107H61V108H62ZM108 107H109V106H108ZM145 107H147V106H145ZM229 107H230V106H229ZM233 107H235V105H234ZM24 108H25V107H24ZM65 108H66V107H65ZM68 108H69V107H68ZM78 108H79V107H78ZM95 108H96V107H95ZM97 108H98V107H97ZM113 108H114V107H112V109H113ZM140 108H141V107H140ZM142 108H144V107H142ZM168 108H170V107H168ZM177 108H179V107H177ZM180 108H181V107H180ZM180 108H179V109H180ZM182 108H183V107H182ZM246 108H248V106H247ZM46 109H48V108H46ZM66 109H67V108H66ZM83 109H84V108H83ZM86 109H87V108H86ZM89 109H90V108H89ZM151 109H152V107H151ZM222 109H223V108H222ZM231 109H232V108H231ZM258 109L260 110L261 108H258ZM3 110H4V108H3ZM30 110H32V109H30ZM30 110H29V111H30ZM36 110H37V109H36ZM36 110H35V112H36ZM61 110H62V109H61ZM71 110H72V109H71ZM116 110H117V108H116ZM116 110H115V111H116ZM137 110H138V109H136V111H137ZM164 110H165V109H164ZM176 110H178V109H176ZM181 110L183 111V109H181ZM184 110H185V109H184ZM194 110H195V109H194ZM201 110H202V108H201ZM211 110L213 111V109H211ZM232 110H236V109H232ZM241 110H242V109H241ZM243 110H244V109H243ZM254 110H257V109H254ZM69 111H70V110H69ZM78 111H80V110H78ZM91 111H92V108H91ZM91 111H90V112H91ZM105 111H106V110H105ZM113 111H114V110H113ZM136 111H135V112H136ZM151 111H152V110H151ZM195 111H196V110H195ZM197 111H198V110H197ZM220 111H221V110H219V112H220ZM224 111H225V110H224ZM239 111H240V110H239ZM39 112H41V111H39ZM43 112H44V111H43ZM43 112H42V113H43ZM74 112H75V111H74ZM85 112H86V111H85ZM226 112H227V111H226ZM20 113H21V112H20ZM20 113H19V114H20ZM24 113H25V112H24ZM33 113H34V111H33ZM61 113H63V112H61ZM70 113H71V111H70ZM93 113H94V112H93ZM115 113H116V112H115ZM125 113H126V112H125ZM128 113H129V111H128ZM128 113H127V114H128ZM146 113H147V112H146ZM232 113H233V112H232ZM4 114H5V113H4ZM13 114H14V113H13ZM13 114H12V115H13ZM27 114H28V112H27ZM30 114H31V111H30ZM39 114H41V113H39ZM57 114H60V112L57 113ZM101 114H102V113H101ZM122 114H123V113H122ZM127 114H126V115H127ZM137 114H138V113H137ZM147 114H148V113H147ZM172 114H173V113H172ZM194 114H195V112H194ZM194 114H193V116H194ZM207 114H208V113H207ZM240 114H241V112H240ZM14 115H15V114H14ZM21 115H22V114H21ZM21 115H20V116H21ZM34 115H35V113H34ZM37 115H38V114H37ZM64 115H65V114H64ZM81 115H83V114H80V116H81ZM110 115H112V116L115 117V115H113V112H112V114H110ZM110 115H109V116H110ZM139 115H140V114H139ZM195 115H196V114H195ZM197 115H198V113H197ZM231 115H233V114H231ZM249 115H250V114H249ZM249 115H247V116H249ZM259 115H260V114H259ZM23 116H24V115H23ZM23 116H22V118H23ZM44 116H46V115H44ZM66 116H67V115H66ZM73 116H74V115H73ZM128 116H129V114H128ZM187 116H188V115H187ZM191 116H192V115H191ZM207 116L209 117V115H207ZM250 116H251V115H250ZM257 116H258V115H257ZM3 117H4V116H3ZM10 117H11V116H10ZM18 117H19V116H18ZM18 117H17V118H18ZM24 117H25V116H24ZM60 117H61V116H60ZM75 117H76V116H75ZM87 117H88V116H87ZM87 117H86V118H87ZM105 117H106V116H105ZM114 117H113V118H114ZM123 117H124V116H123ZM197 117H198V116H197ZM197 117H196V118H197ZM220 117H221V116H220ZM25 118H27V115H26ZM29 118H30V117H29ZM50 118H51V117H50ZM53 118H54V117H53ZM55 118H56V116H55ZM101 118H102V117H101ZM119 118H120V117H119ZM125 118H126V117H125ZM177 118H178V116H177ZM228 118H229V117H228ZM228 118H227V119H228ZM255 118H256V117H255ZM23 119H24V118H23ZM31 119H32V118H31ZM31 119H30V120H31ZM33 119H34V117H33ZM42 119H43V116H42ZM42 119H41V121H42ZM45 119H48V118H45ZM51 119H52V118H51ZM93 119H94V118H93ZM102 119H104V118H102ZM114 119H115V118H114ZM122 119H123V118H122ZM122 119H120V121H124V119H123V120H122ZM193 119H194V117H193ZM205 119H206V118H205ZM229 119H230V118H229ZM249 119H250V118H249ZM2 120H3V119H2ZM9 120H10V119H9ZM25 120H26V119H25ZM55 120H56V119H54V121H55ZM70 120H71V119H70ZM75 120H78V119H75ZM95 120H96V119H95ZM95 120H94V121H95ZM109 120H110V118H109ZM125 120H126V119H125ZM194 120H195V119H194ZM194 120H193V121H194ZM211 120H212V119H211ZM250 120H251V119H250ZM261 120H263V119H261ZM6 121H7V120H6ZM10 121H11V120H10ZM43 121H44V120H43ZM50 121H51V120H50ZM54 121H53V122H54ZM57 121H58V117H57ZM57 121H56V122H57ZM97 121H98V120H96L95 122L97 123ZM106 121H107V120H106ZM111 121H113V120H111ZM131 121H132V120H131ZM238 121H239V120H238ZM251 121H252V120H251ZM1 122H3V121H1ZM38 122H39V120H38ZM74 122H75V121H74ZM89 122H90V121H89ZM104 122H105V120H104ZM232 122H233V121H232ZM252 122H253V121H252ZM263 122H264V121H263ZM11 123H12V122H11ZM11 123H10V125H12ZM13 123H14V122H13ZM44 123H45V122H44ZM67 123H68V122H67ZM70 123H71V122H70ZM70 123H69V124H70ZM83 123H85V122H83ZM102 123H103V122H102ZM102 123H101V124H102ZM106 123H107V122H105V125H106ZM120 123H121V122H120ZM142 123H143V122H142ZM211 123H212V122H211ZM222 123H223V122H222ZM228 123H229V122H228ZM246 123H247V122H246ZM246 123H245V124H246ZM28 124H29V123H28ZM52 124H53V123H52ZM55 124H56V123H55ZM80 124H81V123H80ZM85 124H86V123H85ZM97 124H98V123H97ZM107 124H109V123H107ZM112 124H113V122H112ZM112 124H111V126H112ZM126 124H127V123H126ZM163 124H164V123H163ZM206 124H208V122H207ZM231 124H232V123H231ZM16 125H17V123H16ZM56 125L58 126V124H56ZM59 125H60V124H59ZM61 125H62V124H61ZM63 125H64V123H63ZM103 125H104V123H103ZM122 125H123V123H122ZM139 125H140V124H139ZM141 125H142V124H141ZM186 125H187V124H186ZM238 125H240L239 122H238ZM253 125H254V124H253ZM4 126H5V125H4ZM27 126H28V125H27ZM27 126H26V127H27ZM43 126H44V125H43ZM57 126H56V127H57ZM83 126H85V125H82V127H83ZM108 126H110V125H108ZM146 126H147V125H146ZM175 126H176V125H175ZM188 126H190V125H188ZM10 127H11V126H10ZM32 127H35V126L33 125ZM48 127H49V126H47V128H48ZM79 127H81V126H79ZM94 127H95V126H94ZM123 127H124V125H123ZM137 127H138V126H137ZM152 127H153V126H152ZM247 127H248V126H247ZM250 127H251V126H250ZM0 128H3V125H2V127H0ZM17 128H18V127H17ZM21 128H22V127H21ZM75 128H76V127H75ZM84 128H85V127H84ZM111 128H112V127H111ZM127 128H128V126H127ZM139 128H140V127H139ZM153 128H154V127H153ZM157 128L159 129V127H157ZM164 128H165V127H164ZM195 128H196V127H195ZM238 128H239V127H238ZM3 129H4V128H3ZM52 129H54V128L52 127ZM52 129H51V130H52ZM60 129H61V128H60ZM77 129H78V128H77ZM96 129H99V128H96ZM136 129H137V128H136ZM161 129H162V128H161ZM250 129H251V128H250ZM1 130H2V129H1ZM7 130H8V129H7ZM45 130H46V128H45ZM54 130H55V129H54ZM66 130H67V129H66ZM80 130H81V129H80ZM83 130H84V129H83ZM87 130H88V129H87ZM105 130H106V129H105ZM107 130H108V129H107ZM107 130H106V132H107ZM142 130H143V128H142ZM186 130H187V129H186ZM2 131H3V130H2ZM20 131H21V129H20ZM63 131H64V130H63ZM70 131H71V130H70ZM73 131H74V130H73ZM89 131H90V130H89ZM101 131H102V127H101ZM110 131H111V130H110ZM115 131H116V130H115ZM147 131H148V130H147ZM150 131L152 132L151 129H150ZM174 131H175V130H174ZM174 131H173V132H174ZM182 131H183V130H182ZM187 131L189 132V130H187ZM238 131H239V130H238ZM243 131H244V130H243ZM246 131H247V130H246ZM12 132H13V130H12ZM28 132H29V129H28ZM30 132H31V131H30ZM41 132H42V130H41ZM46 132H47V131H46ZM52 132H53V131H52ZM76 132H77V131H76ZM91 132H92V131H91ZM94 132H96V131H94ZM116 132H117V131H116ZM119 132H120V131H119ZM151 132H150V133H151ZM154 132H155V131H154ZM180 132H181V131H180ZM222 132L224 133V129H223ZM263 132H264V131H263ZM0 133H1V132H0ZM18 133H19V132H18ZM31 133H32V132H31ZM65 133H66V132H65ZM67 133H69V131H68ZM67 133H66V134H67ZM74 133H75V131H74ZM89 133H90V132H89ZM99 133H100V132H99ZM99 133H98V134H99ZM108 133H109V131H108ZM140 133H141V131H140ZM145 133H146V131H145ZM145 133L143 132L142 134H143V135H147V133H146V134H145ZM155 133H156V132H155ZM211 133H212V132H211ZM213 133H214V132H213ZM225 133H226V132H225ZM257 133H258V132H257ZM19 134L22 135L21 133H19ZM53 134H54V133H53ZM69 134H71V133H69ZM72 134H73V133H72ZM82 134H83V133H82ZM87 134H88V132H87ZM101 134H102V133H101ZM103 134H104V133H103ZM103 134H102V135H103ZM110 134L112 135V133H110ZM115 134H117V133H114V134H113V135H114V138H115V136H116ZM137 134H138V133H137ZM148 134H149V133H148ZM153 134H154V133H153ZM205 134H206V133H205ZM238 134L240 135V133H238ZM245 134H246V133H245ZM249 134H250V133H249ZM14 135H15V134H14ZM14 135H13V136H14ZM34 135H35V134H34ZM40 135H41V134H40ZM47 135H48V134H47ZM47 135H45V136H46V139H47ZM49 135H50V134H49ZM54 135H55V134H54ZM73 135H74V134H73ZM75 135H77V134H75ZM88 135H89V134H88ZM138 135H139V134H138ZM149 135H150V134H149ZM151 135H152V134H151ZM175 135H176V134H175ZM181 135H182V134H181ZM221 135H222V133H221ZM225 135H226V134H225ZM247 135H248V134H247ZM7 136H9V134H8ZM18 136H19V135H18ZM55 136L57 137V135H55ZM58 136H60V135H58ZM64 136H65V135H64ZM66 136L69 137V135H66ZM70 136H71V135H70ZM78 136H80V135H78ZM97 136H98V135H97ZM108 136H109V135H108ZM130 136H131V135H130ZM139 136H140V135H139ZM139 136H137V137H139ZM152 136H153V135H152ZM163 136H164V134H163ZM183 136H184V135H183ZM186 136H187V135H186ZM230 136H232V134H230ZM256 136H257V135H256ZM10 137H11V135H10ZM68 137H66V138L64 137V138H65V139H68ZM71 137H73V136H71ZM83 137H85V136H83ZM120 137H121V136H120ZM135 137H136V136H135ZM135 137H134V139H135ZM142 137H144V136H142ZM147 137H148V136H147ZM197 137H198V135H197ZM197 137H196V138H197ZM205 137H206V136H205ZM205 137H204V138H205ZM224 137H225V136H224ZM236 137H237V136H236ZM238 137H239V136H238ZM242 137H243V134H242ZM17 138H19V137H17ZM48 138L50 139V137H48ZM51 138H52V136H51ZM64 138H63V139H64ZM69 138H70V137H69ZM88 138H89V137H88ZM90 138H91V137H90ZM101 138H102L101 140H103V138L105 139V137H101ZM121 138H122V137H121ZM130 138H131V137H130ZM130 138H129V139H130ZM9 139H10V138H9ZM23 139H24V138H23ZM32 139H34V137H33ZM57 139H58V138H57ZM79 139H83V138H79ZM79 139H77V140L79 141ZM92 139H93V138H92ZM106 139H107V138H106ZM111 139H112V138H111ZM129 139H128V140H129ZM145 139H146V138H145ZM153 139H154V138H153ZM153 139H152V140H153ZM205 139H206V138H205ZM239 139H240V137H239ZM244 139H245V138H244ZM3 140H4V139H3ZM3 140H2V141H3ZM10 140H11V139H10ZM12 140H14L13 137H12ZM15 140H17V139L15 138ZM30 140H31V139H30ZM85 140H86V139H85ZM89 140H90V139H89ZM101 140H100V142H101ZM117 140H118V139H117ZM126 140H127V139H126ZM132 140H133V139H132ZM146 140H147V139H146ZM157 140H158V139H157ZM166 140H167V138H166ZM196 140H197V139H196ZM203 140H204V139H203ZM208 140H209V139H208ZM249 140H251V139H249ZM252 140H253V139H252ZM4 141H5V140H4ZM17 141H18V140H17ZM62 141H63V140H62ZM65 141H67V140H65ZM70 141H71V139L69 140V142H70ZM95 141H96V140H95ZM103 141H104V140H103ZM107 141H108V140H107ZM118 141H120V139H119ZM122 141H123V139H122ZM130 141H131V139H130ZM135 141H136V140H135ZM135 141H134V142H135ZM141 141H143V140H141ZM240 141H241V140H240ZM6 142H8V141H6ZM6 142H4V143L6 144ZM9 142H10V141H9ZM14 142H15V141H14ZM24 142H25V141H23V143H24ZM47 142H48V141H47ZM69 142H68V143H69ZM72 142H73V141H71V143H72ZM93 142H94V139H93ZM93 142H92V143H93ZM104 142H105V141H104ZM116 142H117V141H116ZM116 142H115V143H116ZM126 142H128V141H126ZM148 142H149V141H148ZM181 142H183V141H181ZM206 142H207V141H206ZM208 142L211 143V141H208ZM242 142H244V141H242ZM2 143H3V142H2ZM15 143L18 144L17 142H15ZM21 143H22V142H21ZM23 143H22V144H23ZM32 143H33V142H32ZM48 143H49V142H48ZM50 143L52 144V142H50ZM71 143H70V145H69V144H68V145L71 146ZM74 143H75V141H74ZM74 143H73V144H74ZM76 143H77V142H76ZM96 143H98V142H96ZM96 143H94V145H95ZM106 143H107V142H106ZM109 143H110V142H109ZM117 143H119V142H117ZM117 143H116V145H118ZM124 143H125V142H124ZM146 143H147V142H146ZM149 143H153V141H152V142H149ZM186 143H187V142H186ZM261 143H262V142H261ZM9 144H10V143H9ZM16 144H15V145H16ZM29 144H30V143H29ZM61 144H62V143H61ZM101 144H102V142H101ZM104 144H105V143H104ZM131 144H132V142H131ZM135 144H136V143H135ZM135 144H134V145H135ZM153 144H154V143H153ZM153 144H152V146H153ZM176 144H177V143H176ZM179 144H180V143H179ZM263 144H264V143H263ZM0 145H1V144H0ZM18 145H19V144H18ZM20 145H21V144H20ZM35 145H36V144H35ZM38 145H39V144H38ZM63 145H64V144H63ZM63 145H62V146H63ZM102 145H103V144H102ZM119 145H120V143H119ZM137 145H140V144H137ZM159 145H160V144H159ZM170 145H171V144H170ZM211 145H212V144H211ZM242 145H243V144H242ZM21 146H22V145H21ZM31 146H32V145H31ZM31 146H30V148H31ZM55 146H56V145H55ZM60 146H61V145H59V147H60ZM85 146H86V145H85ZM92 146H93V145H92ZM113 146H115V144H113ZM256 146H257V145H256ZM260 146H261V145H260ZM2 147H3V146H2ZM2 147H1V151H2V149H3ZM4 147H5V146H4ZM6 147H7V146H6ZM15 147H16V146H15ZM15 147H14V148H15ZM65 147H66V146H65ZM67 147H68V146H67ZM74 147H75V144H74ZM78 147H79V146H78ZM93 147H94V149H95L96 145L93 146ZM102 147H103V146H102ZM106 147H107V146H106ZM109 147H110V145H109ZM120 147H121V145H120ZM122 147H123V146H122ZM125 147H127V145H125ZM134 147L136 148V146H134ZM139 147H140V146H139ZM143 147H145V146H143ZM160 147H161V146H160ZM171 147H172V146H171ZM182 147H183V146H182ZM200 147H201V146H200ZM258 147H259V146H258ZM7 148H8V147H7ZM18 148H19V147H18ZM50 148H51V147H50ZM50 148H49V149H50ZM69 148H70V147H69ZM98 148H100V145H99ZM103 148H104V147H103ZM103 148H101V149H103ZM114 148H115V147H114ZM141 148H142V146H141ZM150 148H151V147H150ZM201 148H202V147H201ZM28 149H29V148H28ZM63 149H64V148H63ZM74 149H75V148H74ZM101 149H100V150H101ZM118 149H119V148H118ZM124 149H125V148H124ZM133 149H134V148H133ZM137 149H138V147H137ZM139 149H140V148H139ZM145 149H146V148H145ZM153 149H154V148H153ZM167 149H168V148H167ZM194 149H195V148H194ZM194 149H193V150H194ZM212 149H213V148H212ZM241 149H242V147H241ZM13 150H15V149H13ZM55 150H56V149H55ZM71 150H73V149L71 148ZM97 150H99V149H97ZM116 150H117V149H116ZM169 150H170V149H169ZM171 150H172V149H171ZM177 150H178V149H177ZM7 151H8V150H7ZM15 151H17V149H16ZM61 151H62V150H61ZM64 151H65V150H64ZM75 151H77V150H75ZM114 151H115V149H114ZM129 151H130V150H129ZM146 151H147V150H146ZM166 151H167V150H166ZM166 151H165V152H166ZM199 151H200V150H199ZM201 151H202V150H201ZM66 152H67V150H66ZM68 152H70V151H68ZM71 152H72V151H71ZM71 152H70V153H71ZM117 152H118V151H117ZM117 152H116L115 154H117ZM119 152H120V151H119ZM119 152H118V153H119ZM148 152H149V151H148ZM160 152H161V151H160ZM190 152H191V151H190ZM213 152L215 153V151H213ZM3 153L5 154L6 152H3ZM16 153H18V151H17ZM35 153H36V152H35ZM38 153H39V152H38ZM38 153H37V155H38ZM60 153H61V152H60ZM87 153H89V152H87ZM96 153H97V152H96ZM122 153H123V152H122ZM142 153H143V152H142ZM151 153H152V152H151ZM188 153H189V152H188ZM191 153H192V152H191ZM198 153H199V152H198ZM202 153H203V152H202ZM7 154H8V153H7ZM12 154H13V153H12ZM18 154H19V153H18ZM23 154H24V151H23ZM62 154H63V153H62ZM62 154H61V155H62ZM67 154L69 155V153H67ZM67 154H66V155H67ZM83 154H84V153H83ZM92 154H93V153H92ZM112 154H114V153H112ZM115 154H114V155H115ZM158 154H159V153H158ZM158 154H157V156H158ZM161 154H162V153H161ZM161 154H160V155H161ZM205 154H206V152H205ZM242 154H243V153H242ZM249 154H250V153H249ZM0 155H1V154H0ZM8 155H9V154H8ZM20 155H21V154H20ZM27 155H29V154H27ZM32 155H33V153H32ZM35 155H36V154H35ZM37 155H36V157H37ZM40 155H41V154H40ZM76 155H77V154H76ZM95 155H96V154H95ZM95 155H94V156H95ZM100 155H101V154H100ZM100 155H99V157H100ZM120 155H122V154L120 153ZM126 155H127V154H126ZM129 155H130V153H129ZM139 155H140V154H139ZM153 155H154V154H153ZM168 155H169V154H168ZM168 155H167V156H168ZM170 155H171V154H170ZM190 155H191V154H190ZM246 155H248V154H246ZM17 156H18V155H17ZM81 156H82V155H81ZM92 156H93V155H92ZM104 156H105V155H104ZM112 156H113V155H112ZM164 156H165V155H164ZM15 157H16V156H15ZM15 157H14V158H15ZM19 157H21V156H19ZM26 157H27V156H26ZM41 157H42V155H41ZM107 157H108V156H107ZM110 157H111V156H110ZM123 157H124V156H123ZM129 157H130V156H129ZM154 157H156V156H154ZM192 157H193V156H192ZM194 157H195V154H194ZM247 157H248V156H247ZM4 158H5V157H4ZM37 158H39V157H37ZM131 158H132V157H131ZM160 158H161V157H160ZM179 158H181V156H180ZM196 158H197V157H196ZM221 158H222V157H221ZM87 159H88V158H87ZM122 159H124V158H122ZM125 159H128V160H129V158H125ZM133 159H134V158H133ZM133 159H132V160H133ZM157 159H158V158H157ZM193 159H194V161H195V158H193ZM193 159H192V160H193ZM1 160H2L1 162L4 161V159H2V158H1ZM14 160H15V159H14ZM17 160H18V158H17ZM44 160H45V159H44ZM44 160H42V161H44ZM90 160H91V159H90ZM113 160L116 161V159H113ZM130 160H131V159H130ZM130 160H129V162H130ZM163 160H164V159H163ZM172 160H173V159H172ZM200 160H201V159H199L198 161H200ZM203 160H204V159H203ZM205 160H206V159H205ZM22 161H23V160H22ZM29 161H30V160H29ZM34 161H35V160H34ZM39 161H40V160H39ZM46 161H47V160H46ZM63 161H64V160H63ZM96 161H97V160H96ZM110 161H112V160H110ZM115 161H114V162H115ZM120 161H122V160H120ZM124 161H125V160H124ZM167 161H168V160H167ZM178 161H179V159H178ZM187 161H188V160H187ZM190 161H191V160H190ZM1 162H0V163H1ZM4 162H6V161H4ZM122 162H123V161H122ZM126 162H127V160H126ZM136 162H137V160H136ZM170 162H171V161H170ZM192 162H193V161H192ZM216 162H217V161H216ZM240 162H241V161H240ZM35 163H36V161H35ZM50 163H51V162H50ZM64 163H65V162H64ZM88 163H89V161H88ZM99 163H100V162H99ZM108 163H109V162H108ZM112 163H113V162H112ZM154 163H155V162H154ZM184 163H185V162H184ZM207 163H208V162H207ZM19 164H20V162H19ZM32 164H33V163H32ZM44 164H46V163H44ZM65 164H66V163H65ZM65 164H63V165H65ZM84 164H85V163H84ZM96 164H97V163H96ZM102 164H103V162H102ZM113 164H114V163H113ZM115 164L117 165V162H116ZM145 164H146V163H145ZM168 164H169V163H168ZM26 165H28V164H26ZM26 165H25V166H26ZM34 165L36 166V164H34ZM38 165H39V163H38ZM82 165H83V164H82ZM88 165L90 166V163H89ZM88 165H87V166H88ZM105 165H106V164H105ZM126 165H127V164H126ZM129 165H131V164H129ZM140 165H141V164H140ZM140 165H138V166H140ZM153 165H154V164H153ZM170 165H171V164H169V166H170ZM175 165H176V164H175ZM209 165H210V164H209ZM19 166H21V165H19ZM68 166H69V165H68ZM84 166H85V165H84ZM87 166H86V167H87ZM95 166H96V165H95ZM95 166H94V167H95ZM111 166H113V165L111 164ZM111 166H110V167H111ZM124 166H125V165H124ZM133 166H134V165H133ZM148 166H149V165H148ZM148 166H147V167H148ZM155 166H156V165H155ZM201 166H202V165H200V167H201ZM210 166H211V165H210ZM255 166H256V165H255ZM17 167H18V166H17ZM17 167H15V168H16L17 170H19ZM23 167H24V166H23ZM29 167H31V166H29ZM33 167H34V166H33ZM33 167H32V168H33ZM91 167H92V166H91ZM91 167H89V168H91ZM100 167L103 168L104 166L102 165V166H100ZM130 167H131V166H130ZM135 167H136V166H135ZM140 167H141V166H140ZM140 167H139V168H140ZM190 167H191V166H190ZM192 167H194V165H193ZM202 167L204 168V166H202ZM212 167H213V166H212ZM212 167H211V168H212ZM6 168H7V167H6ZM8 168H9V166H8ZM8 168H7V169H8ZM15 168L12 169V170H14V172H15ZM21 168H22V167H21ZM37 168H38V167H37ZM62 168H63V167H62ZM81 168H82V166H81ZM98 168H99V167H98ZM98 168H97V169H98ZM115 168H116V167H115ZM115 168H114V169H115ZM117 168H118V166H117ZM122 168H123V167H122ZM122 168H121V169H122ZM133 168H134V167H133ZM136 168H137V167H136ZM160 168H161V167H160ZM170 168H171V167H170ZM185 168H186V167H185ZM242 168H243V167H242ZM244 168H245V167H244ZM253 168H254V167H253ZM7 169H6V170H7ZM24 169H25V167H24ZM41 169L43 170V168H41ZM41 169H40V170H41ZM79 169H80V168H79ZM79 169H78V170H79ZM97 169H96L95 171H93V172H96V171L98 172ZM107 169H108V168H107ZM114 169H113V170H114ZM121 169H120V170H121ZM124 169H125V168H124ZM130 169H131V168H130ZM137 169H138V168H137ZM180 169H182V168H180ZM187 169H189L188 166H187ZM192 169H193V168H192ZM200 169H202V168H200ZM249 169H250V168H249ZM22 170H23V169H22ZM37 170H38V169H37ZM40 170H39V172H40ZM82 170L84 171V170H85V167H84ZM93 170H94V169H93ZM101 170H102V169H101ZM142 170H143V169H142ZM155 170H156V169H155ZM155 170H154V171H155ZM164 170H167V169L164 168ZM171 170H172V169H171ZM171 170H170V171H171ZM185 170H186V169H185ZM202 170H203V169H202ZM24 171H25V170H24ZM32 171H34V170L32 169L31 172H32ZM83 171H82V172H83ZM90 171H91V170H90ZM107 171H108V170H107ZM107 171H106V172H107ZM110 171H111V170H110ZM132 171H134V170L132 169ZM139 171H140V170H139ZM151 171H152V170H151ZM156 171H157V170H156ZM190 171L192 172V170H190ZM194 171H195V169H194ZM194 171H193V173L195 174L196 171H195V172H194ZM204 171H205V169H204ZM37 172H38V171H37ZM75 172H76V171H75ZM77 172H79V171H77ZM93 172H92V173H93ZM108 172H109V171H108ZM111 172H112V171H111ZM114 172H115V171H114ZM127 172L129 173V171H127ZM157 172H158V171H157ZM159 172H160V171H159ZM164 172H165V171H164ZM198 172H199V171H198ZM200 172H201V170H200ZM200 172H199V173H200ZM4 173H5V172H4ZM4 173H3V174H4ZM11 173H12V172H11ZM29 173H30V172H29ZM84 173H85V172H84ZM86 173H87V172H86ZM100 173H101V172H100ZM104 173H105V172H104ZM130 173H131V172H130ZM130 173H129V174H130ZM145 173H146V172H145ZM185 173H186V171H185ZM1 174H2V173H1ZM12 174H13V173H12ZM14 174H15V173H14ZM14 174H13V177H14V179H15ZM21 174H22V172H21ZM77 174H79V173H77ZM77 174H76L75 176H77ZM188 174H189V173H188ZM188 174H186V175H188ZM204 174H205V173H204ZM204 174H203V175H204ZM4 175H5V174H4ZM9 175H10V174H9ZM22 175L24 176V174H22ZM110 175L113 176L112 174H110ZM123 175H124V174H123ZM130 175H131V174H130ZM191 175H192V173H191ZM191 175H190V176H191ZM199 175H202V174H199ZM199 175H198V177H199ZM214 175H215V174H214ZM242 175H243V174H242ZM255 175H256V174H255ZM16 176H17V175H16ZM19 176H20V175H19ZM23 176H22V177H23ZM25 176L28 177L27 175H25ZM30 176H31V175H30ZM47 176H48V175H47ZM80 176H81V175H80ZM80 176H77V177L79 178ZM88 176H89V175H88ZM93 176H94V175H93ZM93 176H92V177H93ZM137 176H138V175H137ZM144 176H145V175H144ZM152 176H153V175H152ZM251 176H252V175H251ZM7 177H8V176H7ZM9 177H10V176H9ZM11 177H12V175H11ZM17 177H18V176H17ZM17 177H16V179H17ZM77 177H76V178H77ZM86 177H87V176H86ZM105 177H107V176H105ZM108 177H109V176H108ZM130 177H131V176H130ZM215 177H216V176H215ZM5 178H6V177H5ZM24 178H25V177H24ZM101 178H103V177H101ZM112 178H113V177H112ZM154 178H155V177H154ZM196 178H197V176H196ZM201 178H202V177H201ZM218 178H219V177H218ZM238 178H239V177H238ZM255 178H256V177H255ZM255 178H254V181L257 180V179H255ZM6 179H7V178H6ZM14 179H12V180L10 179V180H11V183H9L8 181H7L6 183H8V184H12V181H13ZM52 179H53V178H52ZM54 179H56V178H54ZM73 179H74V180H72V181H75L74 176H73ZM80 179H83V178H80ZM114 179H115V178H114ZM114 179H113V180H114ZM214 179H215V178H214ZM252 179H253V178H252ZM17 180H18V179H17ZM17 180H16V181H17ZM57 180H58V179H57ZM62 180H63V178H62ZM86 180H87V179H86ZM110 180H112V179H110ZM119 180H120V179H119ZM132 180H133V179H132ZM142 180H143V179H142ZM159 180H160V179H159ZM161 180H162V179H161ZM177 180H178V178H177ZM196 180H197V179H196ZM201 180H202V179H201ZM219 180H220V178H219ZM236 180H237V178L234 179V181H236ZM246 180H248V179H246ZM18 181H19V180H18ZM21 181H22V180H21ZM21 181H20V182H21ZM88 181H90V180H88ZM122 181H123V180H122ZM134 181H135V179H134ZM165 181H167V180H165ZM205 181H206V179H205ZM207 181H208V180H207ZM54 182H56V181L54 180ZM90 182H91V181H90ZM96 182H97V181H96ZM110 182H111V181H110ZM143 182H144V181H143ZM167 182H168V181H167ZM167 182H166V183H167ZM178 182H179V181H178ZM217 182H218V180H217ZM17 183H18V182H16L15 185H16ZM43 183H44V182H43ZM52 183H53V182H52ZM59 183H60V182H59ZM83 183H84V182H83ZM85 183H86V181H85ZM92 183H93V182H92ZM115 183H116V182H115ZM115 183H114V184H115ZM124 183H125V181H124ZM124 183H123V185H124ZM146 183H148V182H146ZM207 183H208V182H207ZM246 183H248V182H246ZM253 183H254V182H253ZM1 184H2V183H1ZM3 184H4V183H3ZM3 184H2V185H3ZM41 184H42V183H41ZM54 184H56V183H54ZM89 184H90V183H89ZM94 184H95V183H94ZM105 184H106V183H105ZM111 184H112V183H111ZM111 184H109V185H111ZM117 184H118V183H117ZM127 184H128V183H127ZM144 184H145V183H144ZM148 184H149V183H148ZM174 184H175V183H174ZM4 185H5V184H4ZM13 185H14V183H13ZM15 185H14V187H15ZM68 185H69V184H68ZM86 185H88V184H86ZM96 185H97V184H96ZM120 185H121V184H120ZM120 185H118V186H120ZM131 185H133V184H131ZM169 185H170V184H169ZM169 185H168V187H169ZM185 185H186V184H185ZM6 186H7V185H6ZM18 186H19V185H17V187H18ZM50 186H51V185H50ZM71 186H72V185H71ZM74 186H76V184H75ZM116 186H117V185H116ZM128 186H130V185L128 184ZM133 186H134V185H133ZM170 186H171V185H170ZM172 186H173V185H172ZM186 186H187V185H186ZM200 186H201V185H200ZM253 186H254V185H253ZM0 187H1V186H0ZM2 187H4V186H2ZM7 187H9V185H8ZM79 187H82V186L80 185ZM92 187H93V186H92ZM101 187H102V186H101ZM105 187H106V185H105ZM111 187H113V186H111ZM123 187H124V186H123ZM190 187H191V186H190ZM240 187H241V186H240ZM240 187H239V189H240ZM262 187H263V186H262ZM5 188H6V187H5ZM53 188H55V187H53ZM53 188H52V189H53ZM64 188H65V187H64ZM86 188H87V187H86ZM97 188H98V187H97ZM97 188H96V190H97ZM102 188H103V187H102ZM120 188H121V187H120ZM132 188H133V187H132ZM134 188H135V187H134ZM141 188H142V187H141ZM166 188H167V187H166ZM215 188H216V187H215ZM231 188H232V187H231ZM231 188H230V189H231ZM246 188H248V187H246ZM254 188H255V187H254ZM6 189H7V188H6ZM12 189H13V187H12ZM48 189H49V188H48ZM48 189H47V190H48ZM56 189H58V187H56ZM60 189H61V188H60ZM72 189H73V188H72ZM74 189H75V188H74ZM78 189H79V188H78ZM93 189H94V188H93ZM93 189H92V192H93ZM104 189H105V188H104ZM109 189H110V188H109ZM117 189H118V188H117ZM3 190L5 191V189H3ZM165 190H166V189H165ZM204 190H205V189H204ZM224 190H226V189H224ZM245 190H246V189H245ZM251 190H252V189H251ZM23 191H24V190H23ZM52 191H53V190H52ZM73 191H74V190H73ZM79 191H80V190H79ZM106 191H107V190H106ZM128 191H129V190H128ZM152 191H153V190H152ZM152 191H151V192H152ZM159 191H160V190H159ZM170 191H171V190H170ZM198 191H199V190H198ZM205 191H206V190H205ZM211 191H212V190H211ZM235 191H236V190H235ZM240 191H243V190H240ZM246 191H247V190H246ZM50 192H51V191H50ZM88 192H89V191H88ZM153 192H154V191H153ZM160 192H161V191H160ZM162 192H163V191H162ZM162 192H161V193H162ZM220 192H221V193H225V192H222V191H220ZM231 192H232V191H231ZM243 192H244V191H243ZM47 193H48V192H47ZM71 193H72V192H71ZM114 193H115V192H114ZM120 193H123V192L120 191ZM209 193H210V192H209ZM0 194H1V191H0ZM23 194H25V193H23ZM98 194H99V193H98ZM100 194H101V193H100ZM123 194H124V193H123ZM123 194H122V195H123ZM135 194H136V193H135ZM211 194H212V193H211ZM231 194H232V193H231ZM3 195H4V194H3ZM66 195H67V194H66ZM66 195H64V196H66ZM106 195H107V194H106ZM132 195H134V194H132ZM142 195H143V194H142ZM154 195H155V194H154ZM158 195H159V194H158ZM171 195H172V194H171ZM180 195H182V194H180ZM209 195H210V194H209ZM209 195H208V196H209ZM221 195H222V194H221ZM225 195H226V194H225ZM249 195H250V194H249ZM249 195H248V196H249ZM35 196H36V194L34 195V197H35ZM69 196H70V195H69ZM72 196H73V195H72ZM78 196H79V195H78ZM107 196H108V195H107ZM182 196H183V195H182ZM206 196H207V194H206ZM213 196H214V195H213ZM241 196H242V195H241ZM39 197H40V196H39ZM56 197H57V196H56V194H55V199H56ZM73 197H74V196H73ZM89 197H90V196H89ZM114 197H115V196H114ZM120 197L123 198V196H120ZM120 197H118V198H120ZM124 197H125V196H124ZM135 197H136V195H135ZM143 197H144V196H143ZM154 197H155V196H154ZM204 197H205V195H204ZM210 197H211V196H210ZM0 198H1V197H0ZM2 198H3V197H2ZM2 198H1V201H2ZM27 198H28V197H27ZM36 198L38 199V197H36ZM40 198H41V197H40ZM60 198H61V197H60ZM63 198H64V197H63ZM78 198H79V197H78ZM87 198H88V197H87ZM118 198H117V199H118ZM141 198H142V196H141ZM141 198H140V199H141ZM158 198H159V197H158ZM158 198H157V199H158ZM160 198H162V197H160ZM163 198H164V197H163ZM235 198H236V197H235ZM246 198H247V197H246ZM72 199H73V198H72ZM75 199H76V197H75ZM82 199H83V197H82ZM102 199H103V198H102ZM109 199H110V197H109ZM150 199H151V198H150ZM155 199H156V198H155ZM210 199H212V198H210ZM24 200H25V199H24ZM49 200H50V199H49ZM57 200H58V198H57ZM87 200H89V199H87ZM103 200H104V199H103ZM112 200H113V199H112ZM131 200H132V199H131ZM136 200H137V199H136ZM136 200H135V201H136ZM138 200H139V199H138ZM141 200H142V199H141ZM148 200H149V199H148ZM162 200H163V199H162ZM170 200H171V199H170ZM201 200H202V199H201ZM206 200H209V199L207 198V199H205V201H206ZM231 200H233V199H231ZM236 200H238V199H236ZM254 200H255V199H254ZM254 200H253V201H254ZM33 201H35V200H33ZM44 201H46V200H44ZM52 201H53V200H52ZM94 201H95V199H94ZM94 201H92V202L94 203ZM135 201H134V202H135ZM156 201H158V200H156ZM164 201H165V200H164ZM166 201H167V200H166ZM211 201H213V199H212ZM246 201H247V200H246ZM256 201H257V200H256ZM38 202H39V201H38ZM84 202H85V201H84ZM88 202H89V201H88ZM102 202H103V201H102ZM125 202H126V201H125ZM132 202H133V201H132ZM134 202H133V203H134ZM137 202H138V201H137ZM145 202H146V201H145ZM161 202H163V201H161ZM215 202H216V201H215ZM218 202H219V201H218ZM230 202H231V201H230ZM62 203H63V202H62ZM129 203H130V202H129ZM151 203H152V204H151V206H152L154 203H153V202H151ZM184 203H185V202H184ZM193 203H194V202H193ZM198 203H199V202H198ZM198 203L196 202V204H198ZM39 204H40V203H39ZM59 204H60V201H59ZM70 204H71V203H70ZM72 204H73V203H72ZM85 204H86V203H85ZM91 204H92V203H91ZM106 204H107V203H106ZM109 204H111V203H109ZM144 204H145V203H144ZM159 204H160V203H159ZM163 204H164V203H163ZM191 204H192V203H191ZM206 204L208 205V203H206ZM219 204H220V202H219ZM231 204H232V202H231ZM0 205H1V204H0ZM23 205H24V204H22V206H23ZM43 205H44V203H43ZM46 205H47V204H46ZM87 205H88L89 207H91V206L89 205V203H88ZM87 205H86V206H87ZM92 205H93V204H92ZM94 205H95V204H94ZM116 205H117V204H116ZM121 205H122V204H121ZM127 205H128V204H127ZM135 205H138V204L135 203ZM186 205H187V204H186ZM201 205H202V203H201ZM212 205H213V204H212ZM233 205H235L234 202H233ZM5 206H6V205H5ZM32 206H33V205H32ZM36 206H37V205H36ZM52 206H53V205H52ZM57 206H58V205H57ZM57 206H56L55 208H57ZM103 206H104V204H103ZM103 206H102V207H103ZM123 206H124V205H123ZM148 206H149V205H148ZM148 206H147V207H148ZM202 206H203V205H202ZM204 206H205V205H204ZM226 206H227V203H226ZM229 206H230V205H229ZM260 206H263V205H260ZM23 207H25V206H23ZM33 207H34V206H33ZM33 207H32V208H33ZM65 207H66V206H65ZM69 207H70V206H69ZM79 207H80V206H79ZM89 207H88V208H89ZM92 207H93V206H92ZM92 207H91V208H92ZM139 207H140V203H139ZM205 207H206V206H205ZM205 207H204V209H205ZM220 207H221V205H220ZM220 207H219V208H220ZM230 207H231V206H230ZM230 207H229V208H230ZM6 208H7V207H6ZM6 208H5V209H6ZM21 208H22V207H21ZM26 208H27V207H25V210H24V211H26ZM137 208H138V207H137ZM149 208H150V207H149ZM151 208H152V207H151ZM162 208H163V207H162ZM168 208H169V207H168ZM168 208H167V209H168ZM219 208H218V210H219ZM223 208H224V207H223ZM11 209H12V208H11ZM42 209H44V208H42ZM50 209H51V208H50ZM53 209H54V206H53ZM65 209H66V208H65ZM102 209H103V208H102ZM116 209H117V208H116ZM118 209H119V208H118ZM133 209H134V208H133ZM199 209H200V208H199ZM206 209H207V207H206ZM215 209H217V208H215ZM56 210H57V209H56ZM66 210H67V209H66ZM97 210H98V209H97ZM107 210H108V207H107ZM114 210H115V209H114ZM124 210H125V209H124ZM131 210H132V208H131ZM176 210H177V209H176ZM188 210H189V209H188ZM194 210H195V209H194ZM223 210H225V209H223ZM228 210L230 211V209H228ZM233 210H234V209H233ZM261 210H262V209H261ZM16 211H17V210H16ZM29 211H30V210H29ZM40 211H41V210H40ZM51 211H53V210H51ZM88 211H89V209H88ZM110 211H111V210H110ZM116 211H117V210H116ZM118 211H119V210H118ZM122 211H123V209H122ZM144 211H145V210H144ZM166 211H167V210H166ZM184 211H185V210H184ZM184 211H183V212H184ZM186 211H187V210H186ZM204 211H205V210H204ZM229 211H228V212H229ZM243 211H244V210H243ZM4 212H5V211H4ZM34 212H35V214H36V211H33V213H34ZM44 212H45V211H44ZM46 212H47V211H46ZM89 212H91V211H89ZM106 212H107V211H106ZM125 212H126V211H125ZM145 212H146V211H145ZM148 212H150V211H148ZM172 212H173V211H172ZM172 212H171V214H172ZM175 212H176V211H175ZM202 212H203V211H202ZM206 212H207V210H206ZM222 212H223V211H221V213H222ZM228 212H227V213H228ZM241 212H242V211H241ZM16 213H17V212H16ZM16 213H15V215H16ZM72 213H73V212H72ZM84 213H86V212H84ZM99 213H100V212H99ZM103 213H104V212H103ZM103 213H102V214H103ZM112 213H113V212H112ZM151 213H152V212H151ZM164 213H165V212H164ZM178 213H179V212H178ZM203 213H204V212H203ZM207 213H208V212H207ZM207 213H206V214H207ZM211 213H213V212H211ZM218 213H220V212H218ZM244 213H245V212H244ZM244 213H241V214L243 215ZM22 214H24V213H22ZM35 214H34V215H35ZM37 214H38V213H37ZM37 214H36V215H37ZM66 214H67V213H66ZM80 214H81V213H80ZM100 214H101V213H100ZM100 214H99V215H100ZM105 214H108V213H105ZM116 214H117V213H116ZM116 214H115V215H116ZM120 214H121V213H120ZM120 214H118V215H120ZM122 214H123V213H122ZM142 214H143V210H142ZM171 214H169V215L171 216ZM174 214H175V213H174ZM204 214H205V213H204ZM204 214H202V215H204ZM246 214H247V213H246ZM253 214H254V213H253ZM255 214H256V213H255ZM3 215H4V214H3ZM5 215H6V214H5ZM15 215H14V216H15ZM30 215L32 216V214H30ZM86 215H87V214H86ZM109 215H110V214H109ZM111 215H112V214H111ZM126 215H127V214H126ZM144 215H145V213H144ZM144 215H143V216H144ZM148 215H149V214H148ZM180 215H181V214H180ZM180 215H179V216H180ZM202 215H199V216H202ZM217 215H218V214H217ZM219 215H220V214H219ZM219 215H218V216H219ZM10 216H11V215H10ZM18 216H19V215H18ZM21 216H22V215H21ZM21 216H20V217H21ZM27 216H28V215H27ZM41 216H42V214H41ZM44 216H45V215H44ZM52 216H53V215H52ZM90 216H91V215H90ZM112 216H113V215H112ZM121 216H122V215H121ZM121 216H119V217H121ZM135 216H138V212H137V215H135ZM192 216H194V215H192ZM208 216H209V214H208ZM228 216H229V215H228ZM259 216H260V215H259ZM259 216H258V217H259ZM29 217H30V216H29ZM29 217H28V218H29ZM46 217H47V216H46ZM68 217H69V215H68ZM80 217H81V215H80ZM93 217H94V216H93ZM93 217H91V218H93ZM117 217H118V216H117ZM122 217H123V216H122ZM124 217H127V216L124 215ZM131 217H132V216H131ZM149 217H150V216H149ZM149 217H148V218H149ZM174 217H175V216H174ZM180 217H181V216H180ZM197 217H198V216H197ZM209 217H211V216H209ZM224 217H225V216H224ZM226 217H227V216H226ZM10 218H11V217H10ZM25 218H26V217H25ZM95 218H96V217H95ZM97 218H98V217H97ZM114 218H115V217H114ZM114 218H113V220H114ZM135 218H136V217H135ZM157 218H159V217H157ZM166 218H168V217L165 216V219H166ZM171 218H172V216H171ZM171 218H170V221H172ZM181 218H182V217H181ZM181 218H180V219H181ZM194 218H196V216H195ZM215 218H216V217H215ZM219 218H222V217H219ZM227 218H228V217H227ZM227 218H226V219H227ZM238 218H239V217H238ZM242 218H243V216H241V219H242ZM1 219H6V217L3 218V216H2ZM37 219H38V218H37ZM87 219H88V215H87ZM103 219H104V218H103ZM115 219H116V218H115ZM129 219H130V217H129ZM160 219H161V218H160ZM162 219H163V218H162ZM186 219H187V218H186ZM188 219H189V218H188ZM192 219H193V218H192ZM200 219H201V218H200ZM204 219H205V217H204ZM207 219H208V218H207ZM207 219L204 220L205 223H206V220H207ZM213 219H214V218H213ZM233 219H235V218H232L231 220H233ZM247 219H248V218H247ZM69 220H70V219H69ZM69 220H68V221H69ZM97 220H98V219H97ZM107 220H108V219H107ZM107 220H106V222H107ZM111 220H112V218H111ZM116 220H117V219H116ZM168 220H169V219H168ZM168 220H167V221H168ZM173 220H174V218H173ZM208 220H210V219H208ZM214 220H217V219H214ZM223 220H224V219H223ZM223 220H222V221H223ZM254 220H255V219H254ZM257 220H258V219H257ZM20 221H21V218H20ZM22 221H23V220H22ZM33 221H34V219H33ZM57 221H58V219H57ZM70 221L72 222V220H70ZM90 221H91V220H90ZM109 221H110V220H109ZM118 221L120 222L121 219L118 220ZM164 221L166 222V220H164ZM175 221H176V220H175ZM177 221H178V219H177ZM188 221H189V220H188ZM191 221H192V220H191ZM222 221H221V223H223ZM234 221H235V220H234ZM262 221H264V220H262ZM16 222H17V221H16ZM18 222H19V221H18ZM18 222H17V223H18ZM74 222H75V221H74ZM81 222H82V221H81ZM81 222L79 221V223H81ZM93 222H94V220H93ZM97 222H98V221H97ZM97 222H96L95 224H97ZM99 222H100V220H99ZM119 222H117V223H119ZM165 222H164V223H165ZM173 222H174V221H173ZM183 222H184V221H183ZM224 222H225V221H224ZM226 222H228V221H226ZM231 222H232V221H230V223H231ZM235 222H236V221H235ZM244 222H245V221H244ZM247 222H248V220H247ZM68 223H69V222H68ZM76 223H77V222H76ZM76 223H75V224H76ZM111 223H114V222H111ZM117 223H116V224H117ZM210 223H211V222H210ZM239 223H240V222H239ZM12 224H13V223H12ZM14 224L16 225V223H14ZM58 224H59V223H58ZM155 224H156V223H155ZM180 224H181V223H180ZM180 224H179V225H180ZM208 224H209V223H208ZM218 224H219V223H218ZM223 224H224V223H223ZM228 224H229V223H228ZM241 224H242V223H241ZM246 224H247V223H246ZM15 225H14V227H15ZM24 225H25V224H24ZM24 225H23V226H24ZM77 225H78V224H77ZM107 225H108V224H107ZM160 225H161V224H160ZM239 225H240V224H239ZM243 225H244V223H243ZM12 226H13V225H12ZM23 226H22V227H23ZM33 226H34V225H33ZM113 226H114V225H113ZM115 226H116V225H115ZM162 226H163V225H162ZM166 226H167V225H166ZM166 226H163V227L166 228ZM191 226H192V225H191ZM205 226H207V225H204V227H205ZM218 226H220V225H218ZM233 226H234V224H233ZM4 227H5V226H4ZM10 227H11V226H10ZM14 227H13V228H14ZM106 227H107V226H106ZM109 227H110V226H109ZM117 227H118V226H116V229H117ZM133 227H134V226H133ZM157 227H158V226H157ZM180 227H181V226H180ZM192 227H193V226H192ZM194 227H195V226H194ZM197 227H198V226H197ZM204 227L201 226V228H204ZM235 227H236V226H235ZM13 228H12V230H13ZM24 228H25V227H24ZM24 228H23V229H24ZM35 228H36V227H35ZM63 228H64V226H63ZM92 228H93V227H91V229H92ZM113 228H115V227H113ZM118 228H119V227H118ZM154 228H155V227H154ZM188 228H189V227H188ZM211 228H212V227H211ZM218 228H219V227H218ZM221 228H222V227H221ZM224 228H225V227H224ZM233 228H234V227H233ZM250 228H251V227H250ZM56 229H57V228H56ZM70 229H71V228H70ZM75 229H76V228H75ZM84 229L86 230V228H84ZM94 229H95V228H94ZM99 229H100V228H99ZM119 229H120V228H119ZM159 229H160V228H159ZM162 229H164V228H162ZM180 229H181V228H180ZM194 229H195V228H194ZM208 229H209V227H208ZM215 229H216V228H215ZM222 229H223V228H222ZM231 229H232V228H231ZM234 229H235V228H234ZM252 229H253V228H252ZM7 230H9V229H7ZM44 230H45V229H44ZM63 230H64V229H63ZM68 230H69V229H68ZM167 230H168V229H167ZM203 230H204V229H203ZM253 230H254V229H253ZM4 231H5V230H4ZM13 231H14V230H13ZM26 231L28 232L29 230H26ZM36 231H37V230H36ZM52 231H54V230H52ZM57 231H58V230H57ZM70 231H71V230H70ZM72 231H73V230H72ZM76 231H77V230H76ZM76 231H75V232H76ZM96 231H97V230H96ZM154 231H155V230H154ZM156 231H157V230H156ZM163 231H164V230H162V232H163ZM197 231H198V230H197ZM208 231H209V230H208ZM214 231H215V230H214ZM220 231H222V230H220ZM230 231H231V230H230ZM237 231H238V230H237ZM241 231H242V229H241ZM241 231H239V232H241ZM243 231H244V230H243ZM14 232H15V231H14ZM16 232H18V231H16ZM19 232H20V231H19ZM90 232H91V231H90ZM102 232H104V231H102ZM107 232H108V231H107ZM107 232H106V233H107ZM140 232H141V231H140ZM166 232H167V231H166ZM184 232H185V231H184ZM199 232H200V231H199ZM199 232H196V233H199ZM245 232H247V231H245ZM260 232H261V231H260ZM20 233H21V232H20ZM37 233H38V231H37ZM68 233H70V232L68 231ZM68 233H67V234H68ZM78 233H79V232H78ZM95 233H96V232H94V234H95ZM108 233H110V232H108ZM141 233H142V232H141ZM146 233H147V231H146ZM160 233H161V230H160ZM196 233H195V234H196ZM201 233H202V232H201ZM205 233H206V232H205ZM208 233H209V234H210V233L212 234L213 232L211 231V232H208ZM208 233H207V234H208ZM223 233H225V232H223ZM228 233H229V232H228ZM29 234H30V233H29ZM71 234H73V232H72ZM71 234H70V235H71ZM79 234H80V233H79ZM94 234H93V235H94ZM96 234H97V233H96ZM144 234H145V233L143 232V235H144ZM152 234H153V233H152ZM183 234H184V233H183ZM203 234H204V233H203ZM225 234H226V233H225ZM33 235H34V234H33ZM41 235H42V234H41ZM64 235H65V234H64ZM83 235H85V234H83ZM91 235H92V234H91ZM93 235H92V236H93ZM100 235H101V234H100ZM131 235H132V234H131ZM141 235H142V234H141ZM164 235H165V234H164ZM212 235H213V234H212ZM212 235H210V236L213 237ZM215 235H216V234H215ZM215 235H214V236H215ZM219 235H220V234H218V236H219ZM240 235H241V234H240ZM3 236H4V235H3ZM3 236H2V237H3ZM19 236H21V234H19ZM80 236H81V235H80ZM89 236H90V234H89ZM95 236H97V235H95ZM227 236H229V234H228ZM232 236H233V235H232ZM10 237H11V235H10ZM10 237H8V238H10ZM12 237H13V236H12ZM64 237H66V236H64ZM69 237H70V236H69ZM90 237H91V236H90ZM90 237H89V241H91V240H90V239H91ZM108 237H109V236H108ZM156 237L158 238V236H156ZM162 237H163V236H162ZM208 237H209V236H208ZM215 237H216V236H215ZM219 237H220V236H219ZM229 237H230V236H229ZM229 237H228V238H229ZM237 237H238V236H237ZM237 237H236V239H237ZM242 237H244V236H241L240 239H241ZM245 237H246V236H245ZM18 238H19V237H18ZM35 238H36V237H35ZM92 238H93V237H92ZM137 238H138V237H137ZM137 238L135 239V241L137 240ZM180 238H181V237H180ZM220 238H221V237H220ZM6 239H7V238H6ZM10 239H11V238H10ZM56 239H58V238H56ZM142 239H143V238H142ZM144 239H145V238H144ZM222 239H223V238H222ZM1 240H2V239H1ZM7 240H8V239H7ZM18 240H20V239H18ZM31 240H32V239H31ZM37 240H38V239H37ZM39 240H40V239H39ZM39 240H38V241H39ZM58 240H59V239H58ZM99 240H101V239H99ZM168 240H169V239H168ZM180 240H181V239H180ZM212 240H214V238H213ZM234 240H235V239H234ZM234 240H233V241H234ZM21 241H22V240H21ZM52 241H53V240H52ZM65 241H66V240H65ZM65 241H64V242H65ZM77 241H78V240H77ZM79 241H80V240H79ZM89 241H88V243H89ZM102 241H103V240H102ZM120 241H121V240H120ZM135 241H133V242H135ZM140 241H141V236H140ZM223 241H224V240H223ZM2 242H5V241H2ZM27 242H28V241H27ZM68 242L70 243L69 240H67V243H68ZM81 242H82V241H81ZM84 242H85V241H84ZM111 242H112V241H111ZM117 242H118V240H117ZM117 242H116V243H117ZM141 242H142V241H141ZM148 242H149V241H148ZM148 242H147V243H148ZM194 242H195V241H194ZM226 242H227V241H226ZM6 243H7V241H6ZM8 243H9V242H8ZM8 243H7V245H8ZM14 243H15V242H14ZM16 243H17V241H16ZM18 243H19V242H18ZM67 243H66V244H67ZM73 243H74V242H73ZM91 243H92V242H91ZM107 243H108V242H107ZM160 243H161V242H160ZM178 243H179V242H178ZM189 243H190V242H189ZM216 243H217V242H216ZM9 244H10V243H9ZM70 244H72V243H70ZM84 244H85V243H84ZM89 244H90V243H89ZM92 244H93V243H92ZM112 244H113V243H112ZM127 244H128V243H127ZM138 244H139V243H138ZM217 244H218V243H217ZM236 244H237V243H236ZM238 244H239V243H238ZM10 245H11V244H10ZM12 245H13V244H12ZM48 245H49V244H48ZM50 245H52V244H50ZM50 245H49V247H51ZM53 245H54V244H53ZM75 245H76V244H75ZM86 245H87V243L85 244V246H86ZM98 245H99V244H98ZM104 245H105V244H104ZM110 245H111V244H110ZM141 245H142V244H141ZM164 245H165V243H164ZM180 245H181V244H180ZM234 245H235V244H234ZM240 245H241V244H240ZM22 246H23V244L21 245V247H22ZM71 246L73 247V245H71ZM105 246H106V245H105ZM118 246H119V245H118ZM139 246H140V245H139ZM154 246L156 247L157 245L154 244ZM162 246H163V245H162ZM220 246H221V245H220ZM238 246H239V245H238ZM238 246H237V247H238ZM242 246H243V245H242ZM0 247H1V246H0ZM17 247L19 248L20 246L17 245ZM49 247H48V248H49ZM106 247H107V246H106ZM116 247H117V246H116ZM134 247H137V246H135V244H134ZM148 247H149V245H148ZM157 247H158V246H157ZM195 247H197V246H195ZM213 247H214V245H213ZM216 247H217V246H216ZM218 247H219V246H218ZM225 247H226V246H225ZM230 247H231V246H230ZM23 248H24V246H23ZM40 248H41V247H40ZM61 248H62V247H61ZM82 248H83V247H82ZM85 248H86V247H85ZM108 248H109V247H108ZM110 248H111V247H110ZM113 248H114V247H113ZM132 248H133V247H132ZM143 248H145V247H143ZM243 248H245V246H244ZM252 248H254V247H252ZM259 248H260V247H259ZM2 249H3V248H2ZM19 249H21V248H19ZM41 249H42V248H41ZM63 249H64V248H62L61 250H63ZM74 249H75V248H74ZM111 249H112V248H111ZM155 249H156V248H155ZM195 249H197V248H195ZM218 249H219V248H218ZM261 249H262V248H261ZM261 249H260V251H261ZM21 250H22V249H21ZM43 250H44V248H43ZM54 250H55V249H54ZM61 250H60V251H61ZM65 250H66V248H65ZM65 250H64L63 253L66 254ZM67 250H68V249H67ZM143 250H144V249H143ZM156 250H157V249H156ZM230 250H232V249H230ZM230 250H229V251H230ZM234 250H235V249H234ZM252 250H254V249H252ZM22 251H24V250H22ZM73 251H74V250H73ZM81 251H82V250H81ZM85 251H86V250H85ZM132 251H133V250H132ZM149 251H150V250H149ZM174 251H175V250H174ZM181 251H182V250H181ZM195 251H196V250H195ZM203 251H204V250H203ZM224 251H225V250H224ZM255 251H256V250H255ZM255 251H254V252H255ZM16 252H19L18 249H17ZM33 252H36V249H35V251H32V253H33ZM50 252H52V251H50ZM109 252H110V251H109ZM117 252H118V251H117ZM137 252H138V251H137ZM139 252H140V251H139ZM145 252H147V251H145ZM155 252H158V251H155ZM199 252H200V251H199ZM210 252H211V251H210ZM214 252H215V251H214ZM254 252H253V253H254ZM40 253H41V252H40ZM40 253H39V254H40ZM47 253H48V252H47ZM67 253H69V252L67 251ZM164 253H165V252H164ZM182 253H183V252H182ZM197 253H198V252H197ZM216 253H217V252H216ZM220 253H221V251H220ZM0 254H1V253H0ZM33 254H34V253H33ZM37 254H38V253H37ZM53 254H54V253H53ZM115 254H116V252H115ZM115 254H114V255H115ZM118 254H119V252H118ZM129 254H131V253L129 252ZM132 254H133V253H132ZM139 254H141V253H139ZM149 254H150V253H149ZM193 254H194V253H193ZM221 254H222V253H221ZM223 254H224V253H223ZM21 255H22V254H21ZM43 255H44V254H43ZM47 255H48V254H47ZM47 255H46V256H47ZM49 255H50V253H49ZM60 255H62V254H60ZM73 255H74V254H73ZM77 255H78V254H77ZM89 255H90V254H89ZM109 255H110V254H109ZM151 255H152V254H151ZM151 255H150V256H151ZM187 255H188V253H187ZM194 255H195V254H194ZM212 255H213V254H212ZM1 256H2V255H1ZM12 256H13V255H12ZM25 256H26V255H25ZM28 256H29V255H27V257H28ZM46 256H44V257H46ZM52 256H53V255H52ZM58 256H59V255H58ZM64 256H65V255H64ZM74 256H75V255H74ZM90 256H91V255H90ZM120 256H121V255H120ZM125 256H126V255H125ZM125 256H124V257H125ZM141 256H142V255H141ZM188 256H189V255H188ZM243 256H244V254H243ZM5 257H6V256H5ZM7 257H8V256H7ZM22 257H24V255H23ZM30 257H31V256H30ZM129 257H130V256H129ZM131 257H132V255H131ZM139 257H140V256H139ZM151 257H152V256H151ZM11 258H12V257H11ZM15 258H16V257H15ZM15 258H14V259H15ZM31 258H32V257H31ZM42 258H43V256H42ZM60 258H61V256H60ZM87 258H88V257H87ZM136 258H138V257H136ZM141 258H143V256H142ZM172 258H173V257H172ZM213 258H214V257H213ZM238 258H239V257H238ZM3 259H4V258H3ZM9 259H10V258H9ZM12 259H13V258H12ZM12 259H11V260H12ZM17 259H18V258H17ZM61 259H64V258H61ZM123 259H124V258H123ZM138 259H139V258H138ZM143 259H144V258H143ZM143 259H142V260H143ZM189 259H190V258H189ZM225 259H226V258H225ZM15 260H16V259H15ZM15 260H14V261H15ZM29 260H30V259H29ZM86 260H88V259H86ZM96 260H97V259H96ZM121 260H122V259H120V261H121ZM134 260H136V259H134ZM163 260H164V259H163ZM163 260H162V261H163ZM53 261H55V260H53ZM111 261H112V260H111ZM125 261H127V260H125ZM136 261H137V260H136ZM139 261H140V260H139ZM146 261H147V260H146ZM146 261H145V262H146ZM235 261H236V260H235ZM38 262L41 264L40 261H38ZM89 262H90V261H89ZM92 262H94V261H92ZM121 262H122V261H121ZM129 262H130V261H129ZM140 262H141V261H140ZM184 262H185V261H183V264H184ZM11 263H12V262H11ZM11 263H10V264H11ZM15 263H16V262H15ZM17 263H18V261H17ZM39 263H38V264H39ZM105 263H106V262H105ZM105 263H104V264H105ZM148 263H149V262H148ZM7 264H9V263H7ZM18 264H19V263H18ZM30 264H31V263H30ZM87 264H88V263H87ZM107 264H109V263H107ZM127 264H130V263H127ZM135 264H136V263H135ZM150 264H151V263H150ZM216 264H217V263H216ZM245 264H246V263H245Z\"/></svg>",
	"mask_w": 264,
	"mask_h": 264
}]
</instances>
